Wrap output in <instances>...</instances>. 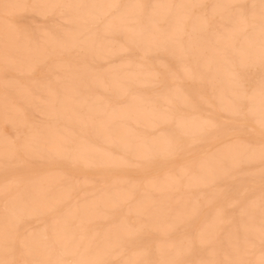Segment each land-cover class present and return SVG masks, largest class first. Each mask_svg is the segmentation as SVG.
<instances>
[{
  "label": "rangeland",
  "instance_id": "1",
  "mask_svg": "<svg viewBox=\"0 0 264 264\" xmlns=\"http://www.w3.org/2000/svg\"><path fill=\"white\" fill-rule=\"evenodd\" d=\"M42 1H43V3L39 2V1H38V3L36 2L38 4V6H37V4L34 3L35 2L34 0H22V1L21 0H9V1L8 0H0V6H1L0 12L2 11V13H3V14L0 13V18L3 17L2 19H0V22H2V23H0V26H1V24H3L1 27L5 26L6 24L8 25V23L10 24V25H8V27H7V25L5 26L7 28L3 27V29H0V111H1V109L3 110V111H1L3 113L0 114V132L5 134L8 130V133H9V134L7 133L6 135H4V139H3V134L1 133V135H0V137H2V140L0 139V141H2V142H0L1 148H2V145H5L6 139L9 140L10 138L14 137V135H17V136H15L13 142H11L13 145H11L10 140H9V142H7V140H6V143H8L9 145L6 144L5 146L7 148L8 147L9 148L7 149L5 146H3V148H2L3 153H1L2 150H0L1 151L0 154L2 155V156L0 155L1 156L0 157V167H1V169H0V188H2L0 190V197H1L0 198V222H1L0 223V227H1L0 231L3 232L4 237L6 236L5 238L1 239L2 232H0V239H1L0 240V246H1L0 247V249H1L0 250V264H34L36 261L37 262L35 264H37V263L42 264L43 262H44L43 264H45V263L50 264L49 262H51V263L55 262V264H68L69 262L71 264H74L75 262H78L81 264V262H82V264H85L84 260H86V257H88L89 255L91 256V258H90V256H89L90 259L87 258L88 259V260H86V262L88 261L87 264L88 263L94 264L95 262H96L95 264H123L122 261L123 262L125 261L124 264H127V262L133 261V260L141 261L142 264H159V263L160 264H201V262H205V261L222 262V261H226V260L241 262V264H258L262 253H264V246H262V244H261V233H260L261 229H262V225H264V168H262L264 166L263 165L264 164V154L262 157L259 158V160L257 159L255 161L252 159V162H254L253 164H249V162H250V160H249L250 156L249 155H251L253 152H256V153L260 152L261 148L260 149H258V148H259V146H261L262 143H264V132L255 128L252 124L253 122L258 123V120L261 118V116L264 117L263 116L264 115V113H263L264 112V109H263L264 108V104H263L264 103V97H263L264 86H262V84L264 83V61H262V59L260 58L261 54L259 53L262 51V47L264 48V42H262V41H264V31H263L264 27L262 28V26H264V24L262 23L264 20L260 19L261 23L258 22V21H260L259 18L260 17L262 18V12H259V11H261L260 10L261 9L260 8V0H238V1L237 0H231V1L227 0V1H229V2H226L227 5H230L231 7H228V8L223 7L224 8L223 9V8H220L217 6V9H218V12H220V15H221V12L224 13V15H222V16H220L219 13H217L216 7L215 8L212 7L214 9V11L212 9H210L208 11V9L211 7L210 6V0H200V1L199 0H187V1L185 0L187 3L184 2L183 0L182 1H180V0H169V1L168 0L167 1L159 0V2L161 1L162 4L159 3L158 0H152V1L151 0H139L140 3L138 0H115V2H118L120 7L116 8V9L115 8L109 9V11L107 12L105 17L104 16L102 17L99 15L98 9L100 7H102L103 5L105 6V4L107 5L109 2H110L109 4H111L114 0L112 2H111V0H109V1L107 0L108 3L104 0H97V1L96 0H92V1L90 0L92 2V4L89 0H86V1L81 0L82 2L78 1V0L77 1L75 0L76 2L74 1L75 4L77 2H81V3L84 2L83 5H88V4L89 5L91 4L93 6L95 5L94 7L93 6L86 7V11L84 10L85 8H77L76 9L75 7H73V8L71 7V9H70L69 7H67L68 5L69 6L72 5V4H70V3H73L72 0H60L61 2L66 1V4H64V5H60L62 3L56 2V0L55 1L48 0V2H46V0H42ZM52 1H53L54 5H53ZM68 1H69V3H68ZM70 1H72V2H70ZM98 1L102 2V3L100 4ZM134 1H138V3L134 2ZM201 1H203V2H201ZM9 2L10 3L23 2L22 4L28 5V7L22 8L20 10L18 9L19 12H16V9H12V10L10 9L11 12L9 11L8 18L6 19L5 15H4V9L2 10L1 8L3 7V4L9 3ZM45 2H46V4H45ZM55 2L57 3V6H55V4H56ZM96 2H98V3H96ZM131 2H132V4H131ZM133 2L136 4H133ZM163 2H164V5H163ZM167 2H170L171 7L167 8V4H166ZM188 2H190V3H188ZM200 2H201V4L198 5V3H200ZM39 3L40 4L42 3V4L39 6ZM63 3H65V2H63ZM67 3H68V5H67ZM81 3L80 4L77 3V4L82 5ZM94 3H96V4H94ZM127 3H129V5ZM175 3L176 4L178 3V7L180 6L179 4H181V3H183V5H182L183 7L184 6H186V7L183 10L182 6H180L178 8L175 5ZM193 3H195V4H193ZM229 3H231V4H229ZM43 4H45V6ZM48 4L51 5V6L49 5L50 8L48 7ZM99 4L102 6H100ZM138 4L146 6V8L145 7H143V8H133L132 7L133 10L131 11V14H130V12H128L129 14L127 12H125V11H130L131 7H126L125 11H123L125 6H127V5L130 6V5H138ZM153 4L155 7L153 6ZM155 4H157V5H155ZM249 4H250V6H249ZM97 5L100 7L98 8ZM123 5H125V6H123ZM61 6H63V7L65 6V7L62 8ZM122 6H123V9L121 10ZM163 6H165V7H163ZM33 7H35V8H33ZM39 7H40V9H39ZM44 7L46 8L45 10L49 9L50 11L47 10L45 13L41 12L40 10L43 11ZM149 7H150V9H148ZM157 7H159L160 13L164 11L163 13H161L163 15V18L156 19L157 16L160 15V13L157 14L159 12L158 10H157V13L155 11L157 9ZM174 7H175V9L176 8L179 9L180 12L182 11V13H180L179 10H175ZM37 8L39 11L37 10ZM58 8H60V9H58ZM151 8H152V10H151ZM154 8H155V10H154ZM166 8H167V10H166ZM66 9L68 11L70 9V11L68 12ZM72 9H74V10L76 9L75 12L73 10V15L71 12ZM87 9H88V11L91 9L89 11L90 13H87L88 12ZM162 9H164V10H162ZM14 10H15V12H14ZM51 10H52V12H51ZM63 10H66V11H63ZM77 10H81V11L84 10V12H81V13H84V15H81L80 11L78 12ZM153 10L155 12H153ZM185 10L189 14V17H188L189 19L183 20L182 17L180 18L178 16L183 14V12H185ZM253 10H254V12H253ZM34 11H37V12H34ZM53 11H55V12H53ZM76 11L79 13V16H77V18L79 17L78 19L74 18L76 16V14H78ZM215 11H216V13H215ZM62 12H64V13L67 12L66 13L67 15L64 14V18L69 16L68 18L71 17L70 20H68L66 22V20L68 18L62 19L63 18ZM116 12H118V13H116ZM151 12H152V14H151ZM209 12H212V13L210 14ZM213 12H214V14H213ZM39 13L42 14V16L39 15ZM148 13H150V15ZM155 13H156V15H155ZM175 13H176V15H175ZM254 13H256V14L254 15ZM259 13H261V16ZM59 14H61L62 16ZM89 14L90 15L92 14L93 16L92 15L91 16L93 18L90 17ZM95 14H96V16H95ZM115 14L116 15L118 14V15L116 16ZM173 14L175 15L176 20H175V18H173V16H174ZM226 14H227V16H226ZM80 15L85 16V17L81 18L83 21H79V19L81 17ZM86 15L88 18L90 17L91 19H88L86 17ZM134 15H135V18H133ZM144 15H145V17H144ZM111 16L112 17L115 16L114 17L115 20ZM126 16H128V17H126ZM147 16H149V18L151 17L150 20L154 19V21L156 22V25H157V31L158 32H156L155 30L154 31L151 30L150 27H151L152 23H154V22H151L149 19H146V18H148ZM229 16L231 17L232 20L229 19L230 18ZM124 17H126L127 20ZM192 17H193V19H192ZM236 17L240 18L239 21H237L238 19H236ZM254 17H256V18H254ZM111 18H112L111 21L113 23V26L111 24V21H110L111 26H109V24H106L107 22H109L108 19L110 20ZM116 18H118V19H116ZM128 18L129 19L133 18L135 20L132 19L131 21H129ZM194 18L202 20V21L196 20ZM3 19H6V20L3 21ZM119 19H120V22H123V23H118V21H116ZM145 19L147 21H145ZM190 19H192V20H190ZM62 20H64V21H62ZM73 20L76 22V23L74 22L75 24L73 23ZM113 20H114V22H113ZM172 20H174V21L180 20V21L176 22L175 24H172V22L174 23V21H172ZM193 20L194 21L196 20V22H194L195 25L190 22V21L193 22ZM77 21H79L80 23H77ZM94 21L96 23H94ZM124 21H126L127 23ZM128 21H129V23H128ZM148 21H149V23H148ZM70 22H72L71 23L73 25L72 28H71ZM83 22H86L85 25ZM104 22H105V24H103ZM239 22H243V23H239ZM82 23H83V25H81ZM150 23H151V25H150ZM197 23H199V24H197ZM68 24L70 25V27L68 26ZM76 24H78V25H76ZM86 24L88 26H86ZM92 24H93V26H91ZM115 24H117V25H115ZM147 24H149V25H147ZM255 24H256V27H255ZM75 25L77 27L79 26L80 28L78 29ZM101 25H108V26L101 27ZM121 25H122V27H121ZM173 25H176L177 27H179V25H180L181 28H183L182 37H180L177 41L175 38H173L174 40L171 39L172 41L169 40V42L167 39H161V38H159V40L157 39V37H159V34L170 32V29L172 28ZM191 25H192V28H190ZM196 25L197 26L200 25V26L196 27ZM201 25H203V26H201ZM74 26L76 27V29ZM123 26H125V27L123 28ZM148 26H150V27H148ZM193 26L196 28H194ZM227 26L230 27L231 29H229ZM259 26H261V27H259ZM67 27H68V29L71 28V30L69 29L70 30L69 32H67L65 30ZM83 27H85V28H83ZM116 27H117V29H116ZM133 27H135V30L132 29ZM162 27H164V28H162ZM8 28L10 29V31L7 30ZM93 28H95V30H97V31H95ZM100 28H101V30L103 28L105 30L101 31ZM121 28H123V29H121ZM126 28L128 29V31H126L127 30ZM80 29L82 32L84 31V29L85 30L87 29V30L84 31V33H81ZM90 29H91V31H90L91 33L88 31ZM119 29H121V30H119ZM148 29H149V31H148ZM197 29H199V31ZM222 29H224L227 33L229 30H231V31H229L230 35L228 33L229 38L227 36V33L224 30L222 31ZM143 30H144V32H143ZM232 30H233V34H231ZM237 30H238V32H237ZM258 30L261 31L262 34L260 32H258ZM4 31L9 32L10 35H7V36H8V39L10 38L9 39L10 42L14 43L15 40L17 42H19V40L21 39V42L16 44L17 47L15 46L16 42L14 43V45L9 43V45H12V46H8V44H7L8 41H7V39H5V37L7 38V36H4L6 34V33H4ZM64 31H66V32L64 33ZM72 31H75V32H72ZM76 31H77V33H76ZM100 31H101V33H100ZM135 31L138 33H135ZM151 31H153V32H151ZM192 31H193V33H191ZM234 31H235V33H234ZM70 32L72 33V35H69ZM102 32L106 36L105 38H104V35ZM87 33H89V34L87 35ZM211 33L212 34L217 33V35L218 34L219 35L216 36L214 34V36H213V35H211ZM221 33H222V35L220 36ZM241 33H242V35H241ZM46 34H48L51 37H49L48 35L46 36ZM62 34H63V36L66 34L69 37L64 36L65 37V39H64ZM73 34H75V35H73ZM76 34H79V36H81V37H83L85 34L87 36H84L83 37L84 39H82L81 37L79 38L78 35L76 36ZM99 34H101L102 37H100ZM146 34L147 35L149 34V35L147 36ZM156 34H158V35L155 36ZM113 35L116 37H114ZM122 35H124L123 38H122ZM150 35L152 37H154V36L155 37L152 38ZM204 35H205V37H204ZM209 35H210V38H209ZM223 35H224V38H223ZM257 35H258V39H257ZM259 35H260V37H259ZM1 36H4V38ZM10 36H12V38ZM143 36L144 37L146 36L148 39L146 37L141 38ZM189 36H190V38H189ZM44 37H45V40H44ZM98 37H100L101 39L100 38L98 39ZM109 37L112 40H110ZM194 37L197 39H195ZM202 37L205 40H203ZM246 37L249 39V41L247 39L248 42H246ZM13 38H14V40L11 41V39H13ZM46 38H48L49 40L51 38H53L54 40H56V43L54 42L53 44H57V45L53 46L52 42L54 40L51 39V41H52L51 42V41L46 40ZM62 38L64 39V42L66 41L65 45L63 42H61L63 40ZM96 38L98 39L97 40L98 42L94 41V39H96ZM102 38L104 40L106 38L107 39L104 41ZM149 38H150V40H149ZM198 38H202V40L200 39L201 42ZM220 38H223V39H220ZM58 39H59L58 43H61L60 44L61 47L57 43ZM91 39H92V41H90ZM153 39H155L154 43H153ZM187 39L189 42H192V43H190L192 48L190 47L189 42H188L189 45H187ZM227 39H229V40H227ZM261 39H262V41H261ZM67 40L71 41V42H69V41L68 42L70 44L73 43V45H70L67 42ZM72 40H75L74 41L75 43ZM76 40L78 42L80 40V43H78ZM120 40H122V41H120ZM161 40H162V42H161ZM194 40L197 42H195ZM208 40L210 42H208ZM214 40H218V41L216 42ZM3 41H5V42H3ZM23 41L26 42L27 44H25V43L23 44ZM93 41H94V43L95 42L96 43L94 44ZM109 41L111 42V44ZM238 41H240V42H238ZM242 41H244V42H242ZM102 42H106V43H104L105 46L102 45L103 48L100 46L101 45L100 43H102ZM136 42H137V44H134ZM151 42H152L153 46L151 45ZM226 42H228V43H226ZM81 43H83V44H81ZM171 43H174V45H176V46H173V44L171 45ZM233 43H234V45H233ZM255 43L258 46H256ZM5 44H7V46H5ZM19 44H22V46H20V48L22 47V49H23V46H24L25 50L18 51L17 48L19 47ZM78 44L79 45L81 44L82 46L81 45L78 46ZM142 44H143V46H142ZM155 44H156V46H155ZM178 44H179V47H178ZM225 44H227V45H225ZM242 44H244V45H242ZM169 45H170V47H169ZM217 45H219V47ZM27 46H28V48L26 51L25 47H27ZM62 46H64V47L66 46L65 47L66 49H64ZM75 46H77L78 48L76 49ZM90 46H92L93 48ZM110 46H112V47H110ZM137 46H140L141 48L137 47ZM154 46H155V48H154ZM195 46L196 47L198 46L199 48H196ZM222 46H223V48H225L227 50L225 51V49H222ZM5 47L8 50H9V48H11V50H15V52H17V51L18 52H17V54H14V51L12 52L11 50H9L12 52L11 53L8 50H6V51H8L7 56H6ZM69 47H71V49L75 50V51L72 52V50L69 49ZM104 47L107 48V50L105 52L103 51L105 49ZM114 47L117 49L115 50ZM181 47H183V48L181 49ZM208 47H210V48H208ZM256 47H258V48H256ZM54 48H56V51L54 50ZM90 48L95 49V50H91ZM97 48L100 49L101 51H99ZM168 48L171 52H167V51H169ZM178 48L180 50H178ZM184 48H187V49H184ZM231 48H233L232 51H231ZM96 49H97V51H99V53L96 51ZM108 49H110V50H108ZM111 49H113V50H111ZM120 49L121 50L123 49V51H120ZM196 49L198 50L197 53H196V51H197ZM211 49H213L214 51ZM41 50L43 51V53ZM69 50L72 53L69 52ZM78 50H79V53L77 54ZM155 50H156V52H155ZM187 50H190V53H188L189 51H187ZM222 50H224V51H222ZM239 50H241V51H239ZM244 50L245 51L247 50V52H244ZM252 50L255 52L254 57H251L254 55V52ZM22 51H25V52H23V54H24L23 56H22ZM89 51H91V52H89ZM94 51L98 54V56ZM102 51L104 54V55L103 54L102 55H103V57L105 56L106 59L105 58L102 59L100 57V56H102V55H100L102 53ZM107 51L108 52L110 51L109 54ZM180 51L184 53L183 57H185V59L183 57H181ZM193 51H195V52H193ZM202 51H204L203 52L204 54L202 53ZM211 51L213 53L212 55H215V56L211 55ZM234 51H237V53ZM112 52H115V55ZM143 52H145V54ZM239 52L243 56H241V54H238ZM82 53H83V55L85 54V56H83ZM89 53H90V55H89ZM171 53H173V56ZM176 53H177V55H176ZM178 53H180V55ZM216 53L217 54L219 53V54L216 56ZM246 53H247V55H246ZM248 53H250V54H248ZM8 54L9 55L14 54L15 57H13L11 55L8 56ZM19 54H21V56H19ZM71 54L72 55L74 54L73 56H77V57H71L72 56ZM168 54H170V56ZM196 54H197V56H195ZM229 54H231V55H229ZM234 54H237V55H234ZM27 55H31L32 60H34L37 56H38L37 58H39V59L42 56H44V57H42L40 59L42 61H40L36 58L37 60H34V62H33L29 56H28L29 58L27 57ZM40 55H41V57H40ZM232 55H233V57H231ZM3 56L5 58L8 57L9 61L14 60L13 62H11L14 65L10 64L9 61L7 63H5L8 65H5L4 62H6L8 59L6 58V61H5L4 60L5 58ZM24 56H26L25 62H28V60L30 61V63L28 62L29 66L28 65L26 66V64L23 63L24 62ZM92 56H93V58H92ZM239 56L242 57L243 59H245V61H243V59L240 58ZM244 56H246V57H244ZM10 57L11 58L13 57L14 59H11ZM94 57H95V59H94ZM251 58H253V59H251ZM51 59L53 61V64H50V63H52ZM55 59H56V61H54ZM70 59L71 60L73 59L72 61L74 63H77V64L74 65V63L71 62ZM257 59H258V61H256ZM89 60H91V62L92 61L93 62L90 63ZM95 60H96V62H95ZM177 60H179V61H177ZM204 60H206V61H204ZM225 60H227L229 62H225ZM251 60H253V61H251ZM31 61L33 62V64L31 63ZM60 61H62L61 64H60ZM67 61H68V63L69 62H71V63H69V64L65 63ZM87 61H88V63H87ZM100 61H101V63H100ZM254 61H255V63H254ZM40 62H42V63H40ZM83 62H84V64H81ZM58 63L60 65H57ZM62 63H63V65H62ZM95 63H96V65H94ZM121 63H123V65ZM217 63H219V64H217ZM231 63H232V65H231ZM243 63H244V65H243ZM108 64H109L110 69L111 68L112 69L115 68V69L110 70L107 67ZM138 64H139V66H138ZM216 64L218 66L219 65L220 66L218 67ZM240 64H241V66H240ZM50 65H51V67L52 66L53 67L48 68ZM78 65H79V67H78ZM86 65H88V66H86ZM99 65H100V67H99ZM110 65L111 66L113 65V67H111ZM125 65H126V67H125ZM66 66H67V68H66ZM83 66H85V68ZM95 66L97 67V69L93 70ZM105 66L107 68H105ZM216 66L219 69H217ZM72 67H74V68H72ZM102 67H104V69H106V71L107 70H109V71L106 72L105 70H103ZM226 67H228V68H226ZM56 68H57V70H56ZM220 68H222L223 70H220ZM86 69H88L89 72L88 71L86 72ZM124 69L126 70L127 75L125 72L123 73ZM48 70H54L53 73L57 74L56 76L54 75L56 78L53 76L52 71H48ZM78 70H79V72H78ZM101 70L104 74H102ZM115 70L118 71V74L115 72ZM98 71H100V72H98ZM85 72H86V74H85ZM90 72L94 76H92ZM109 72L112 75L114 74V75H119V76L113 75V78H112V75H111V77L109 76L110 75ZM119 72H121L120 73L121 75L119 74ZM224 72H227L228 74L226 73L227 75H225ZM77 73H78V75H77ZM64 74H66V75H64ZM105 74H107V75L105 76ZM62 75H64L65 77L64 76L62 77ZM75 75L77 77L74 79ZM82 75H83V77H82ZM125 75H126V78H124ZM230 75H232V76H230ZM84 76H85V78H84ZM128 76H129V78H128ZM130 76L133 79H131ZM133 76H135L136 78ZM172 76H174V77H172ZM198 76H199V78H198ZM226 76L228 78L230 76V78L228 79V78H226ZM93 77H95L97 79L96 85H95V81H94L95 78L93 79ZM116 77H117V79H116ZM61 78L62 79L64 78V80H62ZM91 78H92V80H91ZM143 78L146 79V80L144 79V82H143ZM65 79L66 80L69 79L68 80L69 85H65L67 82V81H65ZM111 79L113 82L111 81ZM231 79H233V80H231ZM260 79H261V81H260ZM98 80H99V82H100V80H101V82L103 80V83H98ZM78 81H79L80 86L78 85ZM88 81H89V84H88ZM114 81L115 82L117 81V82L115 83ZM134 81H136V82H134ZM221 81L223 83H221ZM6 82H8V84L5 87ZM34 82H40L39 84L41 87L37 83V85L39 87L35 86V88H33V90H31L32 86L34 87V85H36V83H34ZM47 82H50L49 83L50 85L48 84V91L50 90L48 92V94H47V91L45 89H44L45 93H43V90H41V89L45 88L44 86H46L45 84ZM74 82H76V83H74ZM121 82H122V84H121ZM9 83L11 85H9ZM30 83H32V84H30ZM29 84L32 86H28ZM63 84H64V87H63ZM82 84H83V86L84 85L85 86L84 87L81 86ZM87 84H88V86H87ZM98 84H99V86H98ZM116 86H117V89H115ZM28 87L30 89H28ZM51 87L54 91L53 90L51 91ZM62 87H63V89H62ZM124 87H125V91L122 90V89H124ZM227 87L232 92L229 89H227ZM70 88L72 89V92H71ZM19 89H20V91L23 90V92H27V94H26L27 96L22 95L20 93ZM24 89H26V90H24ZM172 89L174 90V92L171 91ZM219 89H221V90H219ZM28 90H31V91H28ZM65 90H67V92ZM256 90H258V92H257L258 94L256 93ZM69 91L71 93H73L72 95H73L74 101H73L72 95ZM52 92H54V93H52ZM64 92H66V94ZM68 92H69V95L71 96V98L69 95H67ZM220 92L222 95L220 94ZM233 92H234V94H233ZM238 92L240 93V95ZM16 93H17V95H16ZM42 93L44 95L47 94L46 96L51 95L50 96L51 99H53L52 98V96H53L54 97L53 101H51V99L48 98L50 100L49 101L46 97V101L47 100L48 101L46 103H44L43 101L45 99H41ZM49 93H52V94H49ZM254 93H256V94L254 95ZM18 94H20V95H18ZM210 94H213V95H210ZM44 95H43V98H45ZM80 95L82 97L84 96L83 101L86 99L85 103L84 102L82 103V99H80ZM156 95H158V96L154 97ZM162 95H164V96L169 95L170 99L166 96L163 97ZM178 95H180V96H178ZM252 95H254L253 97H256L255 98L256 100L253 99ZM17 96H20V97L18 98ZM23 96H25V98H24L25 100L23 99ZM40 96H41V98H39ZM57 96L60 99H61V97H63L62 100L64 102H65V100H68L70 103L67 102V104L68 103L72 104V106L69 104H68V106H66L67 105L66 102L64 103L63 101H62V104H65V105H62L61 102L59 101L60 99H57ZM64 96H66L67 98L65 99ZM173 96H175V97H173ZM36 98L38 100L41 99L42 100L41 102L44 103V106H42L43 104L41 102H40V104H42V105H40ZM92 98L96 99V100H94L93 103L91 102V101H93ZM135 99L137 101H135V103L132 104L131 103L132 100L134 101ZM167 99H169L170 101L169 100L167 101ZM35 100L38 103H35ZM88 100L90 103L88 102ZM144 101H148V102L145 103ZM153 101H155V102H153ZM75 102H77V103L79 102L80 105L81 104H84V105H81L83 107L79 106V104H77V103H76V105H74ZM95 102L97 104H95ZM256 102H257V104H256ZM33 103H35V104H33ZM129 103H131V104H129ZM5 104L8 105L6 107L8 109L5 108L7 110L6 113H5L6 110H4V108H2L4 106H6ZM90 104H92V105L94 104L95 106H97V107H95V108H97V110L95 108L93 109V114L95 113V115L92 114V111H91L92 105H90ZM141 104H142V106H141ZM184 104L186 106H184ZM39 105L42 106L43 108L40 107ZM50 105L52 107V108L50 107L51 108L50 111H53L52 113L49 112L50 108L48 106H50ZM102 105L104 108H102ZM232 105L235 107H232ZM251 105H254V108ZM36 106H38L39 108ZM88 106H90V107H88ZM134 106H136V108H134L135 111L133 113V107ZM55 107H57V108L62 107V108H58V111H57V108H55ZM124 107L125 108L128 107L125 110H128L129 107H131V109H129L131 111H129V110L127 111V115H129V116H126V111L124 110ZM9 108L10 109L12 108V109L9 110ZM119 108H121L122 112L120 110H118ZM146 108H147V110H146ZM14 109H16V111L18 110L17 116L20 114L22 117H20V116L19 117L22 119H18L17 116H15V118L14 117L10 118V119L14 118L13 120L9 119V117H11L12 115L13 116L16 115L15 114L16 112L14 111ZM43 109H44V111L47 110L48 113H47V111L44 113L42 111ZM72 109H74V115L73 116H72V111H73ZM98 109H100V111ZM261 109L263 112L260 111ZM12 110L15 113H12L11 112ZM84 110H85V112H87V111L91 112V114L89 115V113L87 112L88 114L85 113L86 114L85 115ZM94 110H96V112ZM112 110L114 112H112ZM116 110H118L119 112ZM141 110H143V111L141 112ZM38 111L43 112L44 115H42V113L40 114ZM56 111H57V113L55 116ZM123 111H125V113ZM234 111H235V113H234ZM236 111H238V112H236ZM231 112L235 115H232ZM49 113H51V114H49ZM61 113L63 115H61ZM119 113L121 116L125 114L124 117L123 116L121 117L119 115ZM45 114H48L49 116L45 115ZM70 114H71V117L69 118L68 116ZM79 114H82V116L80 115L81 117H79ZM116 114H117V116H116ZM152 114L154 116H152ZM260 114H263V115H260ZM51 115H52V117H51ZM64 115H66L69 119L65 118L66 116L63 117ZM75 115H77V116H75ZM99 115H101V116H99ZM102 115H104V117H102ZM106 115H107V117H106ZM138 115L140 117H138ZM160 115L162 118L160 117ZM258 115H260V116H258ZM143 116H145V117H143ZM196 116H197V118H196ZM75 117L78 119L80 118V119L76 120ZM99 117H101L100 118L101 123L99 122V123L95 124L96 119L99 121ZM163 117H166V118L164 119ZM64 118H65V120H64ZM111 118H112V120L114 119V123H112ZM81 119L82 120L84 119V120L82 121ZM88 119L92 120V122H89ZM101 119H102V121H101ZM160 119H162L163 122ZM189 119L190 120L193 119V120L190 121ZM263 119L264 118L259 120V123ZM4 120L5 121L7 120L5 123H9V120H10V125L9 124L5 125ZM85 120H87V121H85ZM187 120H189L190 122ZM206 120L208 121V123H210L209 125H206V124H208ZM254 120H256L257 122ZM13 121H14V124H13ZM20 121H24V122H20ZM77 121H79L80 123ZM93 121H94V125L92 124ZM148 121H149V123H148ZM201 121H202V123H201ZM104 122H107V124L109 123L110 125H112V127L110 125H107ZM199 122L201 123L200 125H199ZM11 123L13 125H16V126L12 127L13 125L11 126ZM25 123H26V125H25ZM81 123H83V125H81ZM150 123L152 126L151 125L149 126ZM190 123H191V126H189ZM84 124H85V127H83ZM91 124L94 126L93 128H92ZM99 124L102 125V126L100 125L101 127H103V125L105 127V128L103 127L104 128L103 130L101 129L102 131L100 130L101 127L98 126L99 129L97 127V125H99ZM179 124H180V126H179ZM182 124H183V127H182ZM193 124H194V126L195 125L196 126L194 127ZM115 125L119 126V128L117 127L119 130L122 128L121 132L119 130H118V132H116L117 130L115 128L116 127ZM41 126H43V127H41ZM46 126H49L51 128V130L53 129L52 132H51V130H49V127H47L48 128L47 131H44L43 129H47ZM120 126H123L124 129H123V127H120ZM147 126H149V127L147 128ZM8 127H10V128L8 129ZM28 127L31 128L32 131ZM108 127H111L112 129H110ZM193 127L195 129L194 132H193ZM200 127H201V129H199ZM68 128H70V129H68ZM96 128H97V130L101 131L100 136L98 135L99 131L96 135V132H97ZM150 128H151V130H150ZM39 129L42 130L43 133ZM55 129H56V131H55ZM91 129H93L95 131H93ZM38 130H39V132H38ZM113 130H115L116 134L120 132L118 134L119 137L117 135L118 138L116 137V134H115V132H113ZM124 130H125V132H123ZM231 130H232V132H231ZM92 131H93V136H92ZM104 131H106V133L108 135L112 136L111 137L112 142L110 140H106V142H103V139L101 138V133ZM111 131H112V133H111ZM127 131H128V133H127ZM34 132L36 133L35 135H34ZM45 132H48L47 134H49L50 137H49V135H46ZM55 132L60 133L61 138H60V135L58 134L59 136H57L55 134ZM40 133H42V134H40ZM133 133H134V135H133ZM114 134H115L114 137H116V139L113 137ZM120 134H122V135H120ZM28 135H29V137H28ZM30 135H31V137H30ZM36 135H38L37 138H36ZM40 135L41 136L44 135L43 138L45 137L44 139H47V140H43ZM52 135H56V136L53 137ZM158 135H159V137H158ZM34 136H35V138H34ZM82 136L84 137V139H86L85 141H84V139L81 138ZM5 137H6V139H5ZM32 137L34 138L35 141L37 139H39L36 141L37 144L34 142ZM76 137H77V140L75 139ZM97 137H99V139ZM121 137H123V138L121 139ZM26 138H27V140H26ZM53 138H54V141L56 140L55 141L56 143H58L57 138H59L58 139L59 142L63 139V142L61 141V143H58L56 145V147H53V146H55L54 144H56V143L51 144L50 139L53 141ZM91 138H92V140H91ZM126 138H128V139L126 140ZM156 138L158 140H160V142L162 140L163 141L160 143L157 140L158 141V144H157V141L155 142ZM236 138H237V140H236ZM22 139H24V140H22ZM80 139L84 142L81 141V143H80ZM117 139H120V141ZM122 140H123V142H122ZM153 140H154V142H153ZM230 140H232V141H230ZM18 141H20V142H18ZM23 141H24V143H23ZM39 141H42V142L44 141V144L40 143L41 146H43L42 149H41L40 144H38ZM77 141L79 142L80 146L78 145ZM117 141H119V142L117 143ZM228 141H230V143ZM21 142L23 143V145L20 144ZM26 142H27V144H30V145H32V143L33 144L35 143L34 145H32V146H34L33 150L34 151L36 150L35 153H34V151L30 150L31 151L30 155H28L29 150L28 151L22 150V146H24V144ZM85 142H86V144H85ZM125 142H127V143L129 142V143L127 144ZM227 142L229 143L228 146H227ZM232 142H233V145H235V147H238L240 150L243 149V151L241 150L242 152H244L245 148H246L245 150L246 151L249 150V152L247 153L245 151L246 154H244L240 150H238V148H234V147H233L234 149L231 148L233 146ZM46 143H48L47 146H46ZM74 143H76V144H74ZM89 143L91 146H92L91 143H93V146L97 145V149L99 150V152L96 150V147L94 149V147L93 146L91 147L89 145ZM121 143L124 145H122ZM50 144L52 147L49 146ZM59 144H60L61 150L59 149V147L57 149V146ZM61 144H62V146H61ZM150 144H152V147ZM160 144L161 145L166 144L165 150H167L169 152V154H165V153H163V151L158 150V145H160ZM222 144H225L223 146L224 147L226 146L225 148L228 149V151L227 150L226 151L229 154H232L231 152H234L233 155H231V157L229 156V154L225 153L226 151L224 150L225 148L223 146H222L223 147V149H222V147L220 146ZM20 145H22V146H20ZM77 145L79 148L76 147ZM86 145L90 146L91 149L89 147H85ZM243 145L245 146V148L243 147ZM257 145H259V146H257ZM63 146L66 148V149L63 148L65 150L62 149ZM70 146H71V148H70ZM82 146L85 148H83ZM99 146H100V148H99ZM217 146H218V148H217ZM247 146L249 147V149H247ZM254 146H256V148ZM46 147L48 148V150L51 147L53 149V150L51 149L52 152H51V150L48 151ZM80 147H82L81 151H80ZM134 147H135V149H134ZM37 148H38V150H37ZM54 149H57V150H54ZM86 149H87V151H85ZM88 149H89V151L90 150L92 151V152L90 151V153H92V156H90ZM141 149H142V151H141ZM229 149L232 151L230 152ZM256 149H258L259 151L258 150L255 151ZM58 150L60 152H62V150H63V152L59 153ZM67 150H69V151L66 152ZM75 150H79L80 152L79 151L75 152ZM93 150H96L98 152L97 153L95 151L96 155L98 154V156H101L100 153H102V151H103V153L105 152L106 157L103 153L102 154L107 159V162L105 161L104 157H102L103 155L101 157H99V159L101 158L100 160L97 159L98 157L96 155H94L95 152ZM214 150H216L215 151L216 153L213 152ZM82 151H85L87 156H85V152L82 153ZM223 151H224L225 155L224 154L222 155ZM251 151H252V153H251ZM47 152H48V154L46 155ZM56 152L59 153V154L57 153V156H56ZM144 152H145V154H144ZM238 152H240V153H238ZM37 153H38V155H37ZM40 153L41 154L43 153V154L40 155ZM52 153H54L55 156H53ZM73 153H74L75 157H74V155H72ZM78 153H80V155ZM214 153L216 156L218 153H220V155H218L219 156L218 159L216 156L214 157L212 155ZM34 154H36V155H34ZM50 154H52V155L50 156ZM60 154H61V156H60ZM62 154H64V156ZM76 154L78 156H81V157L77 158ZM107 155H108V158H107ZM134 155H136V156H134ZM207 155H209L210 157L212 156L213 159L215 158L214 159L215 164L213 163V159H211L212 157L209 158V156H207ZM238 155H239V157H238ZM247 155H248V157H247ZM36 156L41 157V158H39V160H38V157H36ZM43 156H45V157H43ZM88 156H90V158H89L90 160L88 159ZM141 156H144V157H141ZM54 157H56V158H54ZM203 157H205V159H203ZM223 157H225L224 158L225 160H222L221 162H219L221 159H223ZM71 158H73V160ZM81 158H83V160L86 159V161L84 160L85 164ZM206 158H207V160H206ZM239 158H241L243 161H241ZM77 159H79V160H77ZM201 159H202V162H201ZM226 159H227V161H226ZM229 159L231 160L230 163H229ZM246 159L249 162L246 161ZM87 160L91 161V163L90 162L89 163L91 165L93 163V165L89 166L90 164L86 163ZM101 160H102V163H101ZM199 160H200L199 163H201V165L203 164V166L205 165V160H206V162H207V164L205 165L206 168L211 165L210 161H212V165H211L212 167H209L206 171L208 173L210 171H212L210 173H211V175H213V178L210 175V173L209 174L206 172H203L204 174L202 173V170H200V168L197 166V164L200 165L198 163ZM216 160H218V161H216ZM233 160H234V162H233ZM47 161H48V163H47ZM103 161H105L106 164ZM42 162H45V163H42ZM99 162H100V164H99ZM221 163H223L222 167H221V165H219ZM214 166H215V168H213ZM217 168H221V169L223 168L222 169V171L224 170L223 175H221L222 174L221 169H217ZM229 169H230L231 173H227L229 171ZM218 171H220V172L218 173ZM224 173H225V176H224ZM63 174H65V175H63ZM43 175H46V176L48 175V176L45 178ZM59 175H61V178ZM52 176L53 177L55 176L54 179L52 178ZM56 176L59 177L58 178L59 180H57ZM196 176H197V178H196ZM200 176H202L204 178H202ZM164 177H166V178H164ZM172 177H174V179ZM40 178L42 179V181L41 180L38 181ZM43 178H44V181H43ZM48 178H50V179H48ZM89 178H91L90 179L91 181L89 180V182H88ZM45 179H46V181H45ZM152 179H154V182ZM162 179H163V181H162ZM208 179H210V180H208ZM52 180H53V185L51 183ZM149 180H151L152 184L148 182ZM158 180H159V182L161 181L162 184L159 183ZM168 180H170V182H168ZM198 180L200 181V183L198 182ZM203 180H204V182H203ZM37 181H38V183H36ZM76 181H77V183H76ZM68 182L70 183L69 185L67 184ZM46 183H48V184L46 185ZM50 183H51V185H49ZM65 183L67 184L66 185L67 187L65 186L66 188H68V187L69 188L71 187V188L67 189V190H66V188L63 189L62 187ZM82 183L83 184L86 183V184L82 185ZM147 183H148V185H147ZM36 184H38L41 188L42 187L44 188L46 186L48 187V185H49V187L48 188L46 187L44 189L43 188L41 189L39 187L41 189V190H39L36 187V186H38ZM59 184H60V186H59ZM72 184L73 185L76 184L75 189L73 188ZM150 184L153 186H151ZM159 184H160V186H159ZM168 184H170L171 186ZM32 185H34L33 187H36V191L35 192L33 191V194L31 193L32 191H30L31 189H29V188H32ZM161 186H162V189H159V188H161ZM56 187H57L58 191L55 190ZM49 188H50V190H49ZM59 188H61V189H59ZM37 189H38V191H37ZM53 189H54V192H56V193L58 192V193L53 194L54 193ZM73 189H74V191H73ZM103 189H104V191H103ZM158 189L160 191H158ZM22 190H24L23 194L21 193ZM32 190H33V188H32ZM132 190H133V193H132ZM59 191H62V192H59ZM63 191H66V193ZM102 191H103V193H102ZM111 191L114 193H111ZM37 192H38V194H37ZM39 192H40V194H39ZM44 192H45V194H44ZM104 192H106V193H104ZM41 193H43V194H41ZM47 193H48V195L50 194V196H48ZM59 193H63V194L65 193V195H63V194L59 195ZM68 193H71V195H69ZM122 193L124 196L122 195ZM128 193H129V196L132 193L130 197H128ZM90 194L96 196L97 198L94 199V196H91ZM102 194H104V195H102ZM28 195L29 196L31 195L30 198ZM40 195H41V197H43V199H45L47 201V206L45 205L46 204L45 200H44L45 202L43 201V203H45V204L42 203L43 206L41 205L40 201L42 198L40 197ZM44 195H46V196H44ZM53 195H54L53 198H55V199L51 201ZM56 195H58V196H56ZM62 195L63 196L68 195V197L65 199V201H67V202L63 201L64 199L61 198ZM83 195H84V197H83ZM97 195H99V198L101 201H97V200H99ZM116 195H117V197H116ZM119 195H121L122 197ZM23 196L25 198L27 197L26 201L24 200L25 198ZM47 196H48V198H47ZM100 196H102V197H100ZM104 197H107V199L105 198L106 201H104ZM10 198H11V200H10ZM16 198L18 199L16 201L17 203L15 202ZM32 198H35V199H32ZM57 198L60 200H58ZM79 198L81 199V202H80ZM89 198H90V200L93 198L94 199L93 201L94 202L96 201V203H95L96 205H93L94 202H92V200H91V205H89L90 204ZM102 198H103V202H102ZM120 198H121V200H120ZM141 198H143L145 201L148 198L150 200L148 199L147 202H145ZM21 199H22V201H21ZM29 199H30V201L32 200V204L29 201ZM39 199H40V201L37 202L36 200H39ZM27 200L29 203H27ZM49 200H50V202H49ZM107 200L110 201L112 204L109 203ZM19 201H21V204ZM33 201L34 202L36 201L37 203L35 202L36 203L35 204ZM73 201H75L74 204H73ZM83 201L84 202L89 201V202L84 203ZM148 201H150L151 203ZM22 202H24V203H22ZM97 202H98V204H97ZM25 203H27V204H25ZM71 203L75 209L72 208ZM82 203L86 204L87 206L89 205L90 208L86 206L85 207L86 209H84L85 205L83 206ZM146 203H148V204H146ZM14 204H16L15 207H14ZM23 204H25V206ZM29 204H31V206ZM48 204H51V205H48ZM69 204L71 205V208H70ZM104 204L107 206H105ZM9 206H11V209H14L15 211L17 210V213L16 212H15V214L11 213ZM32 206L34 208H32ZM37 206H38V208H37ZM44 206L46 208H49V209L44 211L46 209ZM82 206H83V208H82ZM5 207H8V208H5ZM21 207L24 208L25 210L24 209L21 210ZM26 207H29L28 208L29 210H27V212H26ZM42 207H44V209H43L44 212L42 211ZM39 208H41V209H39ZM66 208L69 210H67ZM141 208L145 212L142 211ZM36 209L41 210L43 212V214L39 210H37V212H36ZM70 209H73L74 211H72ZM91 209H93V210H91ZM147 209H148V211L152 210L150 212L152 214L153 213L156 214L155 215L156 217H153L154 215L150 214V212H148ZM5 210H7V211L5 212ZM48 210L50 213L48 212ZM66 210H67V212H66ZM75 210H77V211H75ZM81 210H83V211H81ZM84 210H87V211H84ZM96 210H97V212H96ZM137 210L139 213L137 212ZM140 210L142 211V213L140 212ZM69 211H71V212H69ZM93 211H95L94 215L91 214V216H89V217L85 216V213L89 212L88 214L90 215V212L93 213ZM4 212H5V214H4ZM23 212H24V214H23ZM33 212L35 214L37 213L38 215L37 214L34 215ZM62 212H64L65 214H62ZM72 212H74V213H72ZM18 213H20V215ZM66 213L67 214L69 213L68 214L69 217L67 216L68 218L66 217ZM95 213H97V214H95ZM147 213H149V215ZM30 214L32 215L33 218L30 216ZM59 214L61 215L60 217H62V215H65L66 219L63 218L64 217L63 216L62 220H64V221L60 220ZM72 214H73V216H72ZM137 214H139V215L137 216ZM25 215H26V218H25ZM97 215H99V216L97 217ZM140 215H142V216H140ZM146 215L148 216V218L151 217V219L150 218L145 219V217L147 218ZM12 216L14 219L11 218ZM54 216H56V217H54ZM57 216H58L59 225L61 224L60 229H59V225L57 222ZM3 217H5V219ZM82 217H85V219ZM19 218H21V219H19ZM50 218L52 221L50 220ZM53 218H55L56 221ZM91 218H93V219L91 220ZM2 219H3V223H2ZM6 219H8V220L10 219V221H7ZM77 219L78 220L81 219L82 221L79 220L80 221L79 222V221H77ZM88 219H89V222L87 223ZM153 219L157 222V223L155 222L156 225L153 224L154 223V222H152ZM208 219H209V221L205 222V220H208ZM36 220H40V221H36ZM213 220H215L216 223ZM61 221H62V223H61ZM146 222H148L147 227H146ZM210 222H211V224H210ZM250 222L253 225H251ZM43 223H45L46 226H44ZM63 223H64V225H63ZM166 223H168V225H169L168 229L165 228L166 226H164V225H167ZM202 223H204V224L202 225ZM39 224H40V226H39ZM55 224H56V227L58 226L57 228H55ZM160 224L163 225L162 228L163 229L165 228L164 230H162V228H160V230H159L158 227H161ZM171 224L173 226H175V228ZM182 224H184V225H182ZM209 224H210V226H209ZM9 225H10V227L11 226L12 227L8 229ZM50 225L52 227H54V230ZM254 225L257 229L254 227ZM178 226H180V227L177 228ZM212 226H214V227L212 228ZM64 227H66V228H64ZM113 227H115V228H113ZM2 228H3V230H2ZM4 228H7V229L4 230ZM105 228H108V229L104 230ZM119 228H120V230H119ZM172 228L174 230H171ZM58 230L61 232L57 233ZM103 230H104V232H103ZM116 230H118L119 233H118V231L116 232ZM122 230H124V232H122ZM151 230L153 232H151ZM4 231H6V234ZM7 231H9V232H7ZM30 231H31V233H29ZM35 231H37V234ZM49 231H51V232L53 231V232H55L54 234H57V235H59V233H60V235H63V234H65V235L61 236V238H60L59 236H54L53 232L51 234ZM62 231H64V232L62 233ZM125 231H127L129 233L127 234V232H125ZM154 231H156V233ZM212 231H214V232H212ZM256 231H259V232H257V234H256ZM69 233L70 234L73 233V235L70 236ZM96 233H97V237L95 236ZM115 233H117V234L115 235ZM206 233H208V234H206ZM213 233H214V235H213ZM13 234H14V236H13ZM79 234H81V235H79ZM103 234H105V235H103ZM113 234H114V236L118 235L119 237L118 236L114 237ZM203 234H204V236H202ZM209 234H211L212 238ZM10 235H12V236H10ZM26 235L29 236V238H31V242L25 239ZM32 235H33V237H32ZM35 235H37V237ZM68 235H69V237H68ZM257 235H259L260 237H258ZM72 236H74V237H72ZM78 236L81 239H79ZM7 237L9 238L8 240L6 239ZM12 237H13V239H12ZM64 237L66 238V241H64L65 240ZM101 237H102V239H101ZM229 237H230V240H229ZM26 238L28 239V237H26ZM55 238H57L59 240L57 242H55L56 241ZM76 238L79 239L78 242H77ZM116 238H119L120 240L116 239ZM121 238H125V239H121ZM208 238H210V239L208 240ZM38 239L41 240V242H42V243L40 242L41 244L38 242ZM61 239H63V240H61ZM67 239L70 241V243ZM99 239L102 242V244H101V242L100 243L98 242L100 245L97 243V241ZM113 239L117 243L115 241H113ZM6 240L8 241V243ZM24 240L27 243H25ZM35 240H37V241H35ZM88 240H90V241H88ZM33 241L36 243H34ZM71 241H72V243H71ZM112 241L114 243L111 245ZM50 242L51 243L53 242V244H51ZM63 242H65V243H63ZM76 242L79 244H77ZM93 242H94V244L95 243L98 244V246H96V244L93 246L92 245ZM162 242H163V244H162ZM236 242L238 243V245ZM38 243H39V245H38ZM56 243H57V245H56ZM61 243H63V244H61ZM73 243H75V244H73ZM85 243H87V244H85ZM105 243L107 244V246L104 245ZM165 243L168 245H165ZM171 243L173 246L171 245ZM22 244L26 245V246H23ZM28 244H29L30 248L28 247ZM44 244H46V245H44ZM37 245L39 247L40 246H42V247L38 248ZM70 245L72 247H70ZM74 245H76L77 248ZM31 246L32 247L34 246L33 248H35V249L33 250V248H31ZM36 246H37V248H36ZM50 246H51L52 250H50ZM100 246H102V247L100 248ZM162 246H163V248H162ZM241 246H243V247L241 248ZM48 247H49V249H48ZM121 247L123 248V250L121 249ZM6 248L9 250L7 251ZM41 248H44L43 251ZM66 248L69 250H67ZM70 248H71V250H70ZM90 248H92V249L90 250ZM98 248H100V249H98ZM29 249L31 252L29 251ZM36 249H37V251H36ZM59 249H60V251H59ZM64 249L67 251H65ZM25 250H27V252H26L27 254L24 252ZM38 250L42 251V252L45 251V253H47V254L44 256V254L42 252H39ZM166 250H168V251H166ZM28 251L30 254L28 253ZM58 251H59V253H58ZM33 252H34V254H32ZM66 252L68 254H66ZM81 252H82V254H81ZM89 252H90V254H89ZM95 252H97V253H95ZM99 252L100 253L102 252V254H100ZM110 252H111V254H110ZM117 252H119V253H117ZM37 253H38V256H37ZM48 253H50V254L48 255ZM83 254H84V256H83ZM39 255L41 256V258H38ZM53 255L55 256V258ZM78 255H80L81 258ZM104 255H105V257H104ZM229 255H230V257H229ZM232 255L234 256V258H231V257H233ZM76 256H77V258H76ZM43 257H45V258H43ZM47 257H48V259H47ZM71 257H72V259H71ZM94 257H97V258L94 259ZM52 258L55 260L52 261ZM74 259H75V261H74ZM77 259H78V261H76ZM82 259H83L84 263H83ZM165 259H167V260H165ZM168 259L171 263L170 262L168 263ZM34 260H36V261H34ZM47 260H48V262H47ZM56 260H57V262H56ZM79 261H81V262H79ZM90 261H93V262H90ZM162 262H164V263H162Z\"/></svg>",
  "mask_w": 264,
  "mask_h": 264
},
{
  "label": "bare ground",
  "instance_id": "2",
  "mask_svg": "<svg viewBox=\"0 0 264 264\" xmlns=\"http://www.w3.org/2000/svg\"><path fill=\"white\" fill-rule=\"evenodd\" d=\"M8 1H9V0H8ZM21 1H22V0H21ZM34 1H35V2H34L35 4H37L38 1L43 3L42 0H41V1H40V0H34ZM50 1H51V0H50ZM50 1H49V2H50ZM53 1H55V0H53ZM53 1H52V3H53ZM72 1H73V3L75 4V2H76L77 0H76V1H75V0H72ZM72 1H70V2H72ZM74 1H75V2H74ZM78 1H81V0H78ZM82 1H83V0H82ZM82 1H81V2H82ZM84 1H86V0H84ZM89 1H90V0H89ZM91 1H92V0H91ZM91 1H90V2H91ZM96 1H97V0H96ZM104 1L107 2V0H104ZM108 1H109V0H108ZM112 1H113V0H111V2H112ZM138 1H139V0H138ZM138 1H134V2L138 3ZM151 1H152V0H151ZM162 1H163V0H162ZM164 1H167V0H164ZM168 1H169V0H168ZM180 1H182V0H180ZM180 1H179V2H180ZM183 1L186 2L187 0H186V1L183 0ZM199 1H200V0H199ZM230 1H231V0H230ZM237 1H238V0H237ZM36 2H37V3H36ZM46 2H48V0H46ZM46 2H45V4H46ZM56 2H61V1H60V0H56ZM56 2H55V3H56ZM63 2H65V3H63ZM63 2H61L62 4H60V5H64V4H66V1H63ZM81 2H77V3L80 4ZM87 2H88V1H87ZM94 2H95V1H94ZM98 2H99V1H98ZM98 2H96V3H98ZM113 2H114V3H113ZM113 2H112L111 4H109L110 2H109V3L107 2V3H108L109 5H119L118 2H115V0H114ZM134 2H133V4H136V3H134ZM158 2H159V0H158ZM184 2H183V3H184ZM201 2H203V1H201ZM201 2L198 3V5H200ZM226 2H229V1H227V0H210V6H211V7L208 9V11H209L210 9H212V10L214 11V9H213L212 7H214V8L216 7V9H217V6L219 7L220 5H225V4L227 5ZM234 2H235V1H234ZM9 3H10V2H9ZM14 3H15V2H14ZM16 3H18V2H16ZM20 3L22 4L23 2H20ZM42 3H41V4H42ZM52 3H51V4H52ZM68 3H69V1H68ZM68 3H67V5H68ZM73 3H70V4L74 5ZM77 3H76V4H77ZM85 3H86V2H85ZM88 3H89V2H88ZM88 3H87V4H88ZM96 3H94V4H96ZM99 3L101 4L102 2H99ZM104 3H105V2H104ZM139 3H140V1H139ZM152 3H153V2H152ZM152 3H151V4H152ZM156 3H157V2H156ZM159 3H161V1H160ZM183 3H181V4H179V5L182 6ZM186 3H187V2H186ZM188 3H190V2H188ZM191 3H192V2H191ZM41 4L39 3V6H40ZM45 4H43V5L45 6ZM76 4H75V5H76ZM79 4H77V5H79ZM81 4L83 5L84 2L81 3ZM91 4H92V2H91ZM91 4H90V5L88 4V5H89V6H93V5H91ZM100 4H99V5H100ZM108 4H107V5L105 4V6L103 5L104 7H103L102 5H100V6H102V7H100V6L97 5L98 8H99V7L101 8V9H100V8H99V9L97 8V9L99 10L98 13H99L100 16H102V17L104 16V17H105L106 14H107V12L109 11V9H112V8L108 7V6H109ZM127 4L129 5V3H127ZM131 4H132V2H131ZM161 4H162V3H161ZM166 4H167V8H168V7H171V6H170V2H167ZM171 4H172V3H171ZM193 4H195V3H193ZM229 4H231V3H229ZM252 4H253V3H252ZM1 5H2V4H1ZM49 5H50V4H48V7L50 8L51 5H50V6H49ZM53 5H54V3H53ZM128 5H127V6H128ZM138 5H139V4H138ZM155 5H157V4H155ZM159 5H160V4H159ZM163 5H164V2H163ZM175 5L178 7V3H177V4L175 3ZM186 5H187V4H186ZM196 5H197V4H196ZM34 6H35V5H34ZM37 6H38V4H37ZM55 6H57V3L55 4ZM55 6H54V7H55ZM68 6H69V5H68ZM68 6H67V7H68ZM94 6H95V5H94ZM123 6H125V5H123ZM123 6H122L121 10L123 9ZM153 6H154V4H153ZM161 6H162V5H161ZM165 6H166V5H165ZM165 6H163V7H165ZM180 6H179V7H180ZM249 6H250V4H249ZM0 7H1V6H0ZM35 7H36V6H35ZM35 7H33V8H35ZM42 7H43V6H42ZM42 7H41V8H42ZM48 7H47V8H48ZM54 7H53V8H54ZM61 7L64 8L65 6H64V7L61 6ZM154 7H155V6H154ZM159 7H160V6H159ZM159 7H157L156 10H155V8H154V10L156 11V13H157V10L159 11ZM179 7H178V8H179ZM185 7H186V6H184V7L182 6L183 10H184ZM208 7H209V6H208ZM56 8H57V7H56ZM62 8H61V9H62ZM69 8L71 9V7H69ZM72 8H73V7H72ZM95 8H96V7H95ZM133 8H134V7H133ZM133 8L131 7L130 11H125V9H126V7H125L123 11H125V12H127V13L130 12V14H131V11L133 10ZM145 8H146V6H145ZM167 8H166V10H167ZM172 8H173V7H172ZM188 8H189V7H188ZM188 8H187V9H188ZM220 8H223V7H220ZM250 8H251V7H250ZM1 9L3 10V7H2ZM39 9H40V7H39ZM42 9H43V8H42ZM45 9H46V8L44 7V10H45ZM58 9H60V8H58ZM70 9H69V11H70ZM76 9H77V8H76ZM76 9H75V10H76ZM88 9H89V8H88ZM88 9H87V11H88ZM115 9H116V8H115ZM148 9H150V7H149ZM174 9H175V7H174ZM223 9H224V8H223ZM11 10H12V9H11ZM19 10H20V9H19ZM35 10H36V9H35ZM37 10H38V8H37ZM44 10H43V11L40 10V11L43 12V13H45L47 10L50 11L49 9H47V10H45V11H44ZM52 10H53V9H52ZM52 10H51V12H52ZM66 10H67V9H66ZM66 10H63V11H66ZM73 10H74V9H72V11H71V12H72V15H73ZM75 10H74V12H75ZM84 10L86 11V8H85ZM84 10H82V11H81V10H77V11H78V12L80 11V14H81V15H84V13H81V12H84ZM90 10H91V9H90ZM90 10H89V11H90ZM94 10H95V9H94ZM127 10H128V9H127ZM143 10H144V9H143ZM151 10H152V8H151ZM151 10H150V11H151ZM154 10H153V12H155ZM162 10H164V9H162ZM169 10H170V9H169ZM175 10H179V9L176 8ZM221 10H222V9H221ZM225 10H226V9H225ZM251 10H252V9H251ZM260 10H261V9H260ZM9 11H10V10H9ZM21 11H22V10H21ZM21 11H20V12H21ZM38 11H39V10H38ZM59 11H60V10H59ZM61 11H62V10H61ZM67 11H68V10H67ZM69 11H68V12H69ZM77 11H76V12H77ZM89 11H88L87 13H90ZM92 11H93V10H92ZM171 11H172V10H171ZM222 11H223V10H222ZM10 12H11V11H10ZM12 12H13V11H12ZM14 12H15V10H14ZM16 12H19L18 9H16ZM34 12H37V11H34ZM41 12H40V13H41ZM51 12H50V13H51ZM53 12H55V11H53ZM78 12H77V13H78ZM95 12H96V11H95ZM95 12H94V13H95ZM133 12H134V11H133ZM163 12H164V11H163ZM163 12H161V13H163ZM179 12H180V10H179ZM253 12H254V10H253ZM259 12H261V11H259ZM0 13H2V11H1ZM40 13H39V15L42 16V14H40ZM66 13H67V12H65V13L62 12V14H63V18H62V19H67V18L69 17V16H67L66 18H64V14L67 15ZM91 13H92V12H91ZM116 13H118V12H116ZM127 13H126V14H127ZM156 13H155V15H156ZM159 13H160V11H159L157 14H159ZM161 13H160L159 16H157L156 19H158V18H163V15H162ZM176 13H177V12H176ZM176 13H175V15H176ZM180 13H182V11H181ZM209 13L211 14L212 12H209ZM215 13H216V11H215ZM217 13H219V15H220V12H218V9H217ZM222 13H223V12H221V15H220V16L224 15V13H223V14H222ZM248 13H249V12H248ZM2 14H3V13H2ZM85 14H86V13H85ZM119 14H120V13H119ZM126 14H125V15H126ZM128 14H129V13H128ZM148 14L150 15V13H148ZM151 14H152V12H151ZM178 14H179V13H178ZM178 14H177V15H178ZM213 14H214V12H213ZM251 14H252V13H251ZM255 14H256V13H254V15H255ZM259 14H260V16H261V13H259ZM59 15H61V14H59ZM69 15H70V14H69ZM81 15H80V16H81ZM87 15H88V14H87ZM87 15H86V17H87ZM91 15H92V14H91ZM91 15L89 14L90 17L93 16V15H92V16H91ZM99 15H98V16H99ZM115 15H116V14H115ZM117 15H118V14H117ZM117 15H116V16H117ZM121 15H122V14H121ZM146 15H147V14H146ZM155 15H154V16H155ZM173 15H174V14H173ZM175 15L173 16V18H175ZM181 15H182V16H181ZM181 15L178 16V17H180V18L182 17L183 20L189 19V18H188V17H189V14L186 12V10H185V12H183V14H181ZM248 15H249V14H248ZM61 16H62V15H61ZM70 16H71V15H70ZM77 16H79V13L76 14V16H75L74 18H75V19H78L79 17L77 18ZM95 16H96V14H95ZM98 16H97V17H98ZM123 16H124V15H123ZM131 16H132V15H131ZM136 16H137V15H136ZM140 16H141V15H140ZM151 16H152V15H151ZM165 16H166V15H165ZM170 16H171V15H170ZM226 16H227V14H226ZM251 16H252V15H251ZM56 17H57V16H56ZM82 17H85V16H81L80 19H81ZM90 17H89V18L87 17V18H88V19H91ZM111 17H112V16H111ZM114 17H115V16H114ZM114 17H112V18H114ZM119 17H120V16H119ZM126 17H128V16H126ZM126 17H124V18H126ZM144 17H145V15H144ZM144 17H143V18H144ZM147 17H148V18H146V19H149V20H150L151 17H150V18H149V16H147ZM155 17H156V16H155ZM155 17H154V18H155ZM168 17H169V16H168ZM178 17H177V18H178ZM223 17H224V16H223ZM229 17H230V16H229ZM2 18H3V17H1L0 19H2ZM70 18H71V17H70ZM70 18H68V19L66 20V22H67L68 20H70ZM92 18H93V17H92ZM109 18H110V17H109ZM112 18H111L110 20L108 19L109 22L106 23V24H109V26H111V24H112V26H113V23H112V21H111ZM124 18H123V19H124ZM133 18H135V15H134ZM133 18H131V19L128 18V19H129V21H131ZM137 18H138V17H137ZM254 18H256V17H254ZM254 18H253V19H254ZM80 19H79V21H83L82 19H81V20H80ZM95 19H96V18H95ZM116 19H118V18H116ZM146 19H145V21H147ZM164 19H165V18H164ZM178 19H179V18H178ZM178 19H177V20H178ZM192 19H193V17H192ZM192 19H190V20H192ZM194 19H196V18H194ZM229 19H231V17H230ZM229 19H228V20H229ZM236 19H238L237 21H239L240 18L236 17ZM260 19H262V18L260 17L259 20H260ZM4 20H6V19H3V21H4ZM85 20H86V19H85ZM85 20H84V21H85ZM96 20H97V19H96ZM114 20H115V18H114ZM114 20H113V22H114ZM126 20H127V18H126ZM133 20H135V19H133ZM140 20H141V19H140ZM175 20H176V18H175ZM196 20H199V19H196ZM196 20H195V21L193 20V22H192V21H190V22L193 23V24L195 25L194 22H196ZM228 20H227V21H228ZM231 20H232V19H231ZM233 20H234V19H233ZM62 21H64V20H62ZM79 21H77V23H80ZM110 21H111V24H110ZM116 21H118V23H123V22H120V19H119V20H116ZM116 21H115V22H116ZM129 21H128V23H129ZM150 21H151V22H154V23H152V25H151V23H150L151 27H150V26H148V27H150L151 30H153V31L155 30L156 32H158V31H157V25H156V22L154 21V19H153V20H150ZM158 21H159V20H158ZM172 21H174V20H172ZM179 21H180V20H179ZM179 21H174V23L172 22V24H175L176 22H179ZM199 21H202V20H199ZM229 21H230V20H229ZM229 21H228V22H229ZM234 21H235V20H234ZM257 21H258V20H257ZM74 22H75V21L73 20V23H74ZM91 22H92V21H91ZM124 22H126V21H124ZM184 22H185V21H184ZM232 22H233V21H232ZM258 22L261 23V20L258 21ZM0 23H2V22H0ZM3 23H4V22H3ZM71 23H72V22H70V24H71ZM75 23H76V22H75ZM75 23H74V24H75ZM83 23H84V25H85L86 22H83ZM83 23H82L81 25H83ZM89 23H90V22H89ZM92 23H93V22H92ZM94 23H96V22L94 21ZM126 23H127V22H126ZM146 23H147V22H146ZM146 23H145V24H146ZM148 23H149V21H148ZM166 23H167V22H166ZM169 23H170V22H169ZM181 23H182V22H181ZM181 23H180V24H181ZM200 23H201V22H200ZM239 23H243V22H239ZM254 23H255V22H254ZM254 23H253V24H254ZM262 23L264 24V21H263ZM103 24H105V22H104ZM133 24H134V23H133ZM138 24H139V23H138ZM172 24H171V25H172ZM197 24H199V23H197ZM2 25H3V24H1V26H2ZM6 25H7V24H6ZM6 25H5V26H6ZM8 25H10V24L8 23ZM8 25H7V27H8ZM76 25H78V24H76ZM76 25H75V26H76ZM79 25H80V24H79ZM81 25H80V26H81ZM115 25H117V24H115ZM122 25H123V24H122ZM122 25H121V27H122ZM128 25H129V24H128ZM147 25H149V24H147ZM224 25H225V24H224ZM246 25H247V24H246ZM261 25H262V24H261ZM1 26H0V29H3V27H4V28H7V27H5V26H3V27H1ZM68 26L70 27L69 24H68ZM72 26H73V25L71 24V28H72ZM75 26H74V27H75ZM86 26H88V25L86 24ZM86 26H85V27H86ZM91 26H93V24H92ZM104 26H108V25H101V27H104ZM129 26H130V25H129ZM138 26H139V25H138ZM199 26H200V25H199ZM199 26L196 25V27H199ZM201 26H203V25H201ZM204 26H205V25H204ZM222 26H223V25H222ZM222 26H221V27H222ZM231 26H232V25H231ZM233 26H234V25H233ZM235 26H236V25H235ZM9 27H10V26H9ZM76 27H77V26H76ZM76 27H75V29H76ZM85 27H83V28H85ZM118 27H119V26H118ZM124 27H125V26H123V28H124ZM173 27H174V28H173ZM193 27H194V26H193ZM196 27H194V28H196ZM227 27H228V26H227ZM255 27H256V24H255ZM259 27H261V26H259ZM263 27H264V26H262V28H263ZM11 28H12V27H11ZM71 28H69V29L71 30ZM77 28L79 29L80 27L78 26ZM96 28H97V27H96ZM98 28H99V27H98ZM113 28H114V27H113ZM119 28H120V27H119ZM123 28H121V29H123ZM162 28H164V27H162ZM172 28H173V29H172ZM172 28H171L172 30L169 28V29H170V32H168V33H161V34H159V37H157V39H158V40H159V38H161V39H167L168 42H169V40H171V39H173V38H175L176 41H177L180 37H182V34H183V28H181L180 25H179V27H177L176 25H173ZM190 28H192V25H191ZM201 28H202V27H201ZM224 28H225V27H224ZM228 28L231 29L230 27H228ZM67 29H68V27H67L65 30H66L67 32H69L70 30H69V29L67 30ZM75 29H74V30H75ZM87 29H88V28H87ZM87 29H86V30H87ZM93 29L95 30V28H93ZM93 29H92V30H93ZM107 29H108V28H107ZM116 29H117V27H116ZM121 29H119V30H121ZM126 29H127V28H126ZM132 29L135 30V27H133ZM165 29H166V28H165ZM218 29H219V28H218ZM226 29H227V28H226ZM234 29H235V28H234ZM253 29H254V28H253ZM257 29H258V28H257ZM7 30L10 31L9 28H8ZM82 30H83V29H82ZM86 30L84 29V31H86ZM100 30H101V28H100ZM103 30H105V29L103 28L101 31H103ZM134 30H133V31H134ZM161 30H162V29H161ZM166 30H167V29H166ZM190 30H191V29H190ZM197 30L199 31V29H197ZM223 30H224V29H222V31H223ZM227 30H228V29H227ZM260 30H261V29H260ZM66 31H64V33H65ZM80 31H81V29H80ZM80 31H79V32H80ZM84 31H83V32L81 31V33H84ZM88 31L90 32L91 29L88 30ZM95 31H97V30H95ZM101 31H100V33H101ZM108 31H109V30H108ZM124 31H125V30H124ZM126 31H128V29H127ZM129 31H130V30H129ZM136 31H137V30H136ZM136 31H135V33H138V32H136ZM148 31H149V29H148ZM153 31H151V32H153ZM163 31H164V30H163ZM193 31H194V30H193ZM193 31H192L191 33H193ZM224 31H225V30H224ZM229 31H231V30H229ZM229 31H228V33H229V35H230V32H229ZM239 31H240V30H239ZM263 31H264V30H263ZM7 32H8V31H7ZM7 32L4 31V33H6V34H5V35L3 34V35H4V36L10 35L9 32H8V33H7ZM72 32H75V31H72ZM105 32H106V31H105ZM115 32H116V31H115ZM118 32H119V31H118ZM130 32H131V31H130ZM143 32H144V30H143ZM143 32H142V33H143ZM156 32H155V33H156ZM160 32H161V31H160ZM160 32H159V33H160ZM201 32H202V31H201ZM212 32H213V31H212ZM216 32H217V31H216ZM225 32H226V31H225ZM237 32H238V30H237ZM255 32H256V31H255ZM258 32L261 33V31H259V30H258ZM258 32H257V33H258ZM64 33H63V34H64ZM76 33H77V31H76ZM90 33H91V32H90ZM92 33H93V32H92ZM97 33H98V32H97ZM97 33H96V34H97ZM102 33H103V32H102ZM108 33H109V32H108ZM110 33H111V32H110ZM127 33H128V32H127ZM145 33H146V32H145ZM148 33H149V32H148ZM188 33H189V32H188ZM205 33H206V32H205ZM226 33H227V32H226ZM228 33H227V36H228ZM234 33H235V31H234ZM63 34H62V36H63ZM66 34H67V33H66ZM66 34L64 35L65 37L67 36ZM88 34H89V33H87V35H88ZM96 34H95V35H96ZM214 34H215V33H214ZM214 34L211 33V35H213V36H214ZM231 34H233V30H232V33H231ZM251 34H252V33H251ZM261 34H262V33H261ZM47 35H48V34H46V36H47ZM69 35H72V33L70 32ZM73 35H75V34H73ZM77 35L79 36V34H76V36H77ZM80 35H81V34H80ZM87 35L85 34L84 36H87ZM99 35H100V37H102L101 34H99ZM99 35H98V36H99ZM103 35H104V33H103ZM127 35H128V34H127ZM142 35H143V34H142ZM144 35H145V34H144ZM146 35H147V34H146ZM148 35H149V34H148ZM148 35H147V36H148ZM157 35H158V34H156L155 36H157ZM198 35H199V34H198ZM202 35H203V34H202ZM215 35L218 36L219 34L217 35V33H216ZM221 35H222V33L220 34V36H221ZM224 35H225V34H224ZM224 35H223V38H224ZM236 35H237V34H236ZM241 35H242V33H241ZM254 35H255V34H254ZM4 36H1V37L4 38ZM23 36H24V35H23ZM23 36H22V37H23ZM48 36H49V35H48ZM64 36H63V37H64ZM84 36H83V37H84ZM113 36H114V35H113ZM130 36H131V35H130ZM135 36H136V35H135ZM135 36H134V37H135ZM150 36H151V35H150ZM155 36H154V37H155ZM195 36H196V35H195ZM199 36H200V35H199ZM216 36H215V37H216ZM10 37L12 38V36H10ZM24 37H25V36H24ZM49 37H51V36H49ZM49 37H48V38H49ZM65 37H64V39H65ZM67 37H69V36H67ZM80 37H81V36H79V38H80ZM83 37H81V38L84 39ZM100 37H98V39H99ZM105 37H106V36L104 35V38H105ZM114 37H116V36H114ZM123 37H124V35H122V38H123ZM145 37H146V36H145ZM145 37L143 36V37H141V38H145ZM151 37H152V36H151ZM154 37H152V38H154ZM204 37H205V35H204ZM207 37H208V36H207ZM259 37H260V35H259ZM48 38H46V40H48V41H51V39L54 40V39H53L54 37L51 38L50 40H49ZM70 38H71V37H70ZM75 38H76V37H75ZM86 38H87V37H86ZM88 38H89V37H88ZM138 38H139V37H138ZM146 38H147V37H146ZM189 38H190V36H189ZM192 38H193V37H192ZM194 38H195V37H194ZM202 38H203V37H202ZM202 38H198V39H199V40H200V39L202 40ZM209 38H210V35H209ZM223 38H220V39H223ZM226 38H227V37H226ZM228 38H229V36H228ZM230 38H231V37H230ZM5 39H7V41H8V42H7L8 46H12V45H14L15 42H16V43H15V46H16L17 43L21 42V39H20V40L18 39L19 42H17L16 40H15L14 43H13V42H10V40H9L10 38L8 39V36H7V38L5 37ZM5 39H4V40H5ZM24 39H25V38H24ZM62 39H63V38H62ZM64 39H63L61 42H63L64 45H65V42H66V41L64 42ZM66 39H67V38H66ZM76 39H77V38H76ZM82 39H81V40H82ZM98 39L96 38V39H94V41H97ZM100 39H101V38H100ZM102 39H103V38H102ZM106 39H107V38H106ZM106 39H105V40H106ZM109 39H110V37H109ZM147 39H148V38H147ZM195 39H197V38H195ZM215 39H216V38H215ZM231 39H232V38H231ZM247 39H248V38L246 37V42L249 41V39H248V41H247ZM253 39H254V38H253ZM257 39H258V35H257ZM13 40H14V38L11 39V41H13ZM44 40H45V37H44ZM87 40H88V39H87ZM103 40H104V39H103ZM105 40H104V41H105ZM110 40H112V39H110ZM113 40H114V39H113ZM123 40H124V39H123ZM126 40H127V39H126ZM126 40H125V41H126ZM142 40H143V39H142ZM149 40H150V38H149ZM154 40H155V39H153V43H154ZM173 40H174V39H173ZM191 40H192V39H191ZM191 40H190V41H191ZM201 40H200V42H201ZM203 40H205V39L203 38ZM209 40H210V39H209ZM209 40H208V42H210ZM225 40H226V39H225ZM225 40H224V41H225ZM227 40H229V39H227ZM244 40H245V39H244ZM68 41H69V40H67V42H68ZM72 41L74 42L75 40H72ZM76 41H77V40H76ZM82 41H83V40H82ZM90 41H92V39H91ZM94 41H93V43H94ZM99 41H100V40H99ZM101 41H102V40H101ZM120 41H122V40H120ZM127 41H128V40H127ZM131 41H132V40H131ZM138 41H139V40H138ZM171 41H172V40H171ZM171 41H170V42H171ZM179 41H180V40H179ZM183 41H184V40H183ZM194 41H195V40H194ZM214 41L217 42L218 40H214ZM230 41H231V40H230ZM234 41H235V40H234ZM256 41H257V40H256ZM261 41H262V39H261ZM3 42H5V41H3ZM51 42H52V41H51ZM54 42L56 43V40H54V41L52 42V44H53ZM58 42H59V39L57 40V43H58ZM69 42H71V41H69ZM69 42H68V43H69ZM77 42H78V41H77ZM97 42H98V41H97ZM109 42H110V41H109ZM134 42H135V41H134ZM149 42H150V41H149ZM155 42H156V41H155ZM161 42H162V40H161ZM188 42H189V41H188V39H187V45H189L190 43H192V42H189V44H188ZM195 42H197V41H195ZM216 42H215V43H216ZM222 42H223V41H222ZM238 42H240V41H238ZM242 42H244V41H242ZM262 42H264V41H262ZM9 43H11L12 45H9ZM24 43L27 44L26 42L23 41V44H24ZM74 43H75V42H74ZM78 43H80V40H79ZM95 43H96V42H95ZM95 43H94V44H95ZM102 43H103V44H102ZM102 43H100V44H101V45H100L101 47H102V45H104V43H106V42H102ZM180 43H181V42H180ZM180 43H179V44H180ZM193 43H194V42H193ZM218 43H219V42H218ZM226 43H228V42H226ZM249 43H250V42H249ZM7 44H5V46H7ZM60 44H61V43H58V45H60ZM69 44H70V43H69ZM69 44H68V45H69ZM81 44H83V43H81ZM81 44H80V45H81ZM97 44H98V43H97ZM97 44H96V45H97ZM110 44H111V42H110ZM134 44H137V42L134 43ZM145 44H146V43H145ZM156 44H157V43H156ZM156 44H155V46H156ZM160 44H161V43H160ZM172 44H173V46H176V45H174V43H171V45H172ZM175 44H176V43H175ZM179 44H178V47H179ZM195 44H196V43H195ZM200 44H201V43H200ZM213 44H214V43H213ZM216 44H217V43H216ZM223 44H224V43H223ZM229 44H230V43H229ZM252 44H253V43H252ZM54 45H57V44H53V46H54ZM70 45H73V43H71ZM70 45H69V46H70ZM80 45L78 44V46H80ZM106 45H107V44H106ZM118 45H119V44H118ZM121 45H122V44H121ZM138 45H139V44H138ZM151 45L153 46L152 42H151ZM151 45H150V46H151ZM184 45H185V44H184ZM187 45H186V46H187ZM193 45H194V44H193ZM196 45H197V44H196ZM207 45H208V44H207ZM221 45H222V44H221ZM225 45H227V44H225ZM231 45H232V44H231ZM233 45H234V43H233ZM242 45H244V44H242ZM242 45H241V46H242ZM250 45H251V44H250ZM255 45H256V43H255ZM20 46H22V44H19V47L17 48L18 51L25 50V49H24V46H23V49H22V47L20 48ZM66 46H67V45H66ZM66 46H65V47H66ZM81 46H82V45H81ZM94 46H95V45H94ZM97 46H98V45H97ZM104 46H105V45H104ZM108 46H109V45H108ZM108 46H107V47H108ZM142 46H143V44H142ZM144 46H145V45H144ZM155 46H154V48H155ZM198 46H199V45H198ZM198 46H197V47L195 46V47H196V48H199ZM217 46L219 47V45H217ZM238 46H239V45H238ZM248 46H249V45H248ZM256 46H258V45H256ZM16 47H17V46H16ZM60 47H61V45H60ZM62 47H63L64 49H66L64 46H62ZM67 47H68V46H67ZM75 47H76V49L78 48L77 46H75ZM90 47H92V46H90ZM110 47H112V46H110ZM117 47H118V46H117ZM120 47H121V46H120ZM126 47H127V46H126ZM137 47H140V46H137ZM145 47H146V46H145ZM147 47H148V46H147ZM169 47H170V45H169ZM190 47H191V44H190ZM213 47H214V46H213ZM215 47H216V46H215ZM246 47H247V46H246ZM14 48H15V47H14ZM14 48H13V49H14ZM25 48H26V51H27L28 46L25 47ZM79 48H80V47H79ZM92 48H93V47H92ZM99 48H100V47H99ZM102 48H103V47H102ZM104 48H105V47H104ZM114 48H115V47H114ZM121 48H122V47H121ZM140 48H141V47H140ZM150 48H151V47H150ZM176 48H177V47H176ZM176 48H175V49H176ZM182 48H183V47H181V49H182ZM191 48H192V47H191ZM201 48H202V47H201ZM208 48H210V47H208ZM208 48H207V49H208ZM228 48H229V47H228ZM244 48H245V47H244ZM248 48H249V47H248ZM250 48H251V47H250ZM256 48H258V47H256ZM262 48H263V47H262ZM19 49H20V50H19ZM64 49H63V50H64ZM69 49H71V47H69ZM86 49H87V48H86ZM90 49H91V48H90ZM97 49H98V48H97ZM97 49H96V51H97ZM116 49H117V48H115V50H116ZM147 49H148V48H147ZM147 49H146V50H147ZM170 49H171V48H170ZM173 49H174V48H173ZM184 49H187V48H184ZM213 49H214V48H213ZM213 49H211V50H213ZM222 49H225V48H223V46H222ZM232 49H233V48H231V51H232ZM6 50H8V49L5 47V53H6V56H7V52H8L9 50H11V48H9L8 51H6ZM54 50L56 51V48H54ZM71 50H72V49H71ZM83 50H84V49H83ZM91 50H95V49H91ZM98 50L101 51L100 49H98ZM106 50H107V48H105L103 51L105 52ZM108 50H110V49H108ZM111 50H113V49H111ZM140 50H141V49H140ZM143 50H144V49H143ZM152 50H153V49H152ZM168 50H169V48H168ZM176 50H177V49H176ZM178 50H180V49L178 48ZM193 50H194V49H193ZM196 50H197V49H196ZM205 50H206V49H205ZM226 50H227V49H225V51H226ZM241 50H242V49H241ZM241 50H239V51H241ZM250 50H251V49H250ZM11 51H12V52L14 51V54H17V52H18L17 50H16L17 52H15V50H11ZM11 51H9V52H11ZM41 51H42V50H41ZM73 51H75V50H72V52H73ZM99 51H97V52L99 53ZM103 51H102V53H101L100 55L103 54ZM120 51H123V49H122V50L120 49ZM184 51H185V50H184ZM187 51H189L188 53H190V50H187ZM213 51H214V50H213ZM215 51H216V50H215ZM219 51H220V50H219ZM222 51H224V50H222ZM222 51H221V52H222ZM242 51H243V50H242ZM252 51H253V50H252ZM255 51H256V50H255ZM12 52H11V53H12ZM23 52H25V51H22V56L24 55ZM52 52H53V51H52ZM69 52H71V51L69 50ZM72 52H71V53H72ZM89 52H91V51H89ZM94 52H95V51H94ZM107 52H108V51H107ZM109 52H110V51H109ZM109 52H108V54H109ZM155 52H156V50H155ZM155 52H154V53H155ZM167 52H171V51L169 50V51H167ZM173 52H174V51H173ZM178 52H179V51H178ZM193 52H195V51H193ZM197 52H198V50L196 51V53H197ZM203 52H204V51H202V53H203ZM234 52L237 53V51H234ZM244 52H247V50H246V51L244 50ZM244 52H243V53H244ZM253 52H254V51H253ZM20 53H21V52H20ZM28 53H29V52H28ZM28 53H27V54H28ZM38 53H39V52H38ZM42 53H43V51H42ZM78 53H79V50L77 51V54H78ZM80 53H81V52H80ZM95 53H96V52H95ZM95 53H94V54H95ZM112 53H114V55H115V52H112ZM120 53H121V52H120ZM143 53L145 54V52H143ZM143 53H142V54H143ZM180 53H181V57H183L184 53L181 52V51H180ZM180 53H178V54L180 55ZM214 53H215V52H214ZM250 53H251V52H250ZM250 53H248V54H250ZM259 53L261 54V52H259ZM14 54H13V55L10 54V55L13 56V57H15ZM39 54H40V53H39ZM39 54H38V55H39ZM74 54H75V53H74ZM74 54H73V55H74ZM92 54H93V53H92ZM96 54H97V53H96ZM151 54H152V53H151ZM171 54H172V56H173V53H171ZM203 54H204V53H203ZM212 54H213V53H212V51H211V55H212ZM218 54H219V53H218ZM218 54L216 53V56H217ZM232 54H233V53H232ZM238 54H241V53L239 52ZM257 54H258V53H257ZM3 55H4V54H3ZM10 55L8 54V56H10ZM71 55H72V54H71ZM71 55H70V56H71ZM73 55H72L71 57H77V56H73ZM82 55H83V53H82ZM89 55H90V53H89ZM100 55H99V56H100ZM103 55H104V54H103ZM103 55L100 56L102 59L105 58V56L103 57ZM106 55H107V54H106ZM153 55H154V54H153ZM168 55L170 56V54H168ZM176 55H177V53H176ZM185 55H186V54H185ZM229 55H231V54H229ZM234 55H237V54H234ZM244 55H245V54H244ZM246 55H247V53H246ZM19 56H21V54H19ZM28 56L30 57V59L32 58L31 55H27V57H28ZM78 56H79V55H78ZM83 56H85V54H84ZM97 56H98V54H97ZM195 56H197V54H196ZM212 56H215V55H212ZM219 56H220V55H219ZM241 56H243V55L241 54ZM254 56H255V52H254V55L251 56V57H254ZM3 57H4V56H3ZM13 57H12V58L10 57V58H11V59H14ZM25 57H26V56H24V62H23V63H25L26 66H27V65H28V62L30 63V61L26 58V59L28 60V62H25ZM29 57H28V58H29ZM37 57H38V56H37ZM37 57H36V58H37ZM40 57H41V55H40ZM42 57H44V56H42ZM42 57H41V58H42ZM71 57H70V58H71ZM179 57H180V56H179ZM207 57H208V56H207ZM231 57H233V55H232ZM239 57H240V56H239ZM244 57H246V56H244ZM4 58H5V57H4ZM4 58H3V59H4ZM6 58L8 59V57H6ZM6 58L4 59L5 61H6ZM22 58H23V57H22ZM36 58H35L34 60H37V59L40 60V59H41V58H40V59H39V58L36 59ZM46 58H47V57H46ZM92 58H93V56H92ZM97 58H98V57H97ZM97 58H96V59H97ZM175 58H176V57H175ZM183 58L185 59V57H183ZM240 58H242V57H240ZM249 58H250V57H249ZM258 58H259V57H258ZM260 58H261V55H260ZM3 59H2V60H3ZM11 59H10V60H11ZM43 59H44V58H43ZM94 59H95V57H94ZM94 59H93V60H94ZM105 59H106V58H105ZM164 59H165V58H164ZM208 59H209V58H208ZM242 59H243V58H242ZM242 59H241V60H242ZM246 59H247V58H246ZM251 59H253V58H251ZM4 60H3V61H4ZM31 60H32V59H31ZM34 60H32V61L34 62ZM44 60H45V59H44ZM44 60H43V61H44ZM70 60H71V59H70ZM72 60H73V59H72ZM72 60H71V62H73ZM97 60H98V59H97ZM210 60H211V59H210ZM260 60H261V59H260ZM260 60H259V61H260ZM8 61H9V59H8L6 62H4V64L7 63ZM13 61H14V60L9 61L10 64H13V63H11V62H13ZM21 61H22V60H21ZM32 61H31V63L33 64ZM40 61H42V60H40ZM51 61H52V59H51ZM54 61H56V59H55ZM64 61H65V60H64ZM81 61H82V60H81ZM85 61H86V60H85ZM85 61H84V62H85ZM89 61H90V63L93 62V61L91 62V60H89ZM98 61H99V60H98ZM177 61H179V60H177ZM204 61H206V60H204ZM208 61H209V60H208ZM215 61H216V60H215ZM238 61H239V60H238ZM238 61H237V62H238ZM243 61H245V59H243ZM251 61H253V60H251ZM256 61H258V59H257ZM61 62H62V61H60V64H61ZM71 62H69V63H71ZM75 62H76V61H75ZM84 62L81 63V64H84ZM95 62H96V60H95ZM211 62H212V61H211ZM211 62H210V63H211ZM225 62H229V61L225 60ZM40 63H42V62H40ZM43 63H44V62H43ZM65 63H68V61L65 62ZM69 63H68V64H69ZM73 63H74V62H73ZM78 63H79V62H78ZM87 63H88V61H87ZM100 63H101V61H100ZM125 63H126V62H125ZM139 63H140V62H139ZM205 63H206V62H205ZM223 63H224V62H223ZM254 63H255V61H254ZM254 63H253V64H254ZM10 64H9V65H10ZM50 64H53V61H52V63H50ZM55 64H56V63H55ZM55 64H54V65H55ZM60 64L58 63L57 65H60ZM75 64H77V63H74V65H75ZM119 64H120V63H119ZM121 64L123 65V63H121ZM130 64H131V63H130ZM203 64H204V63H203ZM217 64H219V63H217ZM217 64H216V65H217ZM5 65H8V64H5ZM13 65H14V64H13ZM62 65H63V63H62ZM62 65H61V66H62ZM88 65H89V64H88ZM88 65H86V66H88ZM94 65H96V63H95ZM106 65H107V64H106ZM116 65H117V64H116ZM127 65H128V64H127ZM206 65H207V64H206ZM214 65H215V64H214ZM231 65H232V63H231ZM243 65H244V63H243ZM28 66H29V65H28ZM61 66H60V67H61ZM70 66H71V65H70ZM110 66H111V65H110ZM119 66H120V65H119ZM138 66H139V64H138ZM217 66H218V65H217ZM217 66H216V68L219 69L218 67H219L220 65H219L218 67H217ZM227 66H228V65H227ZM240 66H241V64H240ZM50 67H51V65H50L48 68H50ZM52 67H53V66H52ZM52 67H51V68H52ZM63 67H64V66H63ZM78 67H79V65H78ZM83 67L85 68V66H83ZM95 67H96V66H95ZM95 67H94L93 70L97 69V67H96V68H95ZM99 67H100V65H99ZM107 67L109 68V64H108ZM107 67L105 66V68H107ZM111 67H113V65H112ZM125 67H126V65H125ZM221 67H222V66H221ZM66 68H67V66H66ZM72 68H74V67H72ZM102 68H103V70L106 71V69H104V67H102ZM216 68H215V69H216ZM222 68H223V67H222ZM222 68H220V70H223ZM226 68H228V67H226ZM69 69H70V68H69ZM77 69H78V68H77ZM99 69H100V68H99ZM109 69H110V68H109ZM111 69H112V68H111ZM111 69H110V70H111ZM113 69H115V68H113ZM113 69H112V70H113ZM118 69H119V68H118ZM56 70H57V68H56ZM56 70H55V71H56ZM71 70H72V69H71ZM73 70H74V69H73ZM206 70H207V69H206ZM48 71H52V73H53L54 70H48ZM67 71H68V70H67ZM87 71H88V69H86V72H87ZM105 71H104V72H105ZM108 71H109V70H107L106 72H108ZM228 71H229V70H228ZM230 71H231V70H230ZM78 72H79V70H78ZM83 72H84V71H83ZM86 72H85V74H86ZM88 72H89V71H88ZM98 72H100V71H98ZM101 72H102V70H101ZM106 72H105V73H106ZM115 72L118 74V71L115 70ZM124 72L126 73V70H125V69H124L123 73H124ZM185 72H186V71H185ZM219 72H220V71H219ZM222 72H223V71H222ZM48 73H49V72H48ZM69 73H70V72H69ZM90 73H91V72H90ZM120 73H121V72H119V74H120ZM129 73H130V72H129ZM212 73H213V72H212ZM220 73H221V72H220ZM224 73H225V75L228 74L227 72H224ZM226 73H227V74H226ZM75 74H76V73H75ZM88 74H89V73H88ZM95 74H96V73H95ZM97 74H98V73H97ZM102 74H104V73L102 72ZM109 74H110V72H109ZM109 74H108V75H109ZM222 74H223V73H222ZM5 75H6V74H5ZM54 75L56 76L57 74H54V73H53V76H54ZM64 75H66V74H64ZM64 75H62V77H63ZM77 75H78V73H77ZM83 75H84V74H83ZM83 75H82V77H83ZM91 75H92V73H91ZM100 75H101V74H100ZM106 75H107V74H105V76H106ZM111 75H112V74H110L109 76L111 77ZM113 75H114V74H113ZM113 75H112V78H113ZM120 75H121V74H120ZM123 75H124V74H123ZM126 75H127V73H126ZM126 75H125L124 78H126ZM188 75H189V74H188ZM55 76H54V77H55ZM73 76H74V75H73ZM89 76H90V75H89ZM92 76H94V75H92ZM92 76H91V77H92ZM109 76H108V77H109ZM114 76H119V75H114ZM131 76H132V75H131ZM131 76H130V77H131ZM223 76H224V75H223ZM230 76H232V75H230ZM230 76H229V78H230ZM59 77H60V76H59ZM64 77H65V76H64ZM66 77H67V76H66ZM76 77H77V76L75 75L74 79H75ZM98 77H99V76H98ZM98 77H97V78H98ZM108 77H107V78H108ZM122 77H123V76H122ZM122 77H121V78H122ZM133 77H135V76H133ZM172 77H174V76H172ZM55 78H56V77H55ZM69 78H70V77H69ZM79 78H80V77H79ZM84 78H85V76H84ZM94 78H95V77H93V79H94ZM100 78H101V77H100ZM100 78H99V79H100ZM128 78H129V76H128ZM128 78H127V79H128ZM135 78H136V77H135ZM146 78H147V77H146ZM198 78H199V76H198ZM212 78H213V77H212ZM223 78H224V77H223ZM226 78H228V77L226 76ZM229 78H228V79H229ZM61 79H62V78H61ZM70 79H71V78H70ZM87 79H88V78H87ZM101 79H102V78H101ZM114 79H115V78H114ZM114 79H113V80H114ZM116 79H117V77H116ZM118 79H119V78H118ZM131 79H133V78L131 77ZM144 79H145V78H143V82H144ZM147 79H148V78H147ZM57 80H58V79H57ZM62 80H64V78H63ZM68 80H69V79H68ZM68 80L65 79V81H67L65 85H69V84H68ZM71 80H72V79H71ZM71 80H70V81H71ZM91 80H92V78H91ZM103 80H104V79H103ZM103 80H102V82H101V80H100V82H99V80H98V83H103ZM123 80H124V79H123ZM141 80H142V79H141ZM145 80H146V79H145ZM150 80H151V79H150ZM231 80H233V79H231ZM79 81H80V80H79ZM79 81H78V85L80 86ZM94 81H95V85H96V81H97V79L95 78ZM94 81H93V82H94ZM109 81H110V80H109ZM111 81H112V79H111ZM138 81H139V80H138ZM151 81H152V80H151ZM209 81H210V80H209ZM260 81H261V79H260ZM63 82H64V81H63ZM112 82H113V81H112ZM114 82H115V81H114ZM116 82H117V81H116ZM116 82H115V83H116ZM129 82H130V81H129ZM132 82H133V81H132ZM134 82H136V81H134ZM210 82H211V81H210ZM225 82H226V81H225ZM225 82H224V83H225ZM3 83H4V82H3ZM34 83H36V85H34V87H33L32 85H30V84H32V83H30V84L28 85V86H32V89H31V90H33V88H35V86H38L37 83L39 84L40 82H34ZM44 83H45V82H44ZM49 83H50V82H47V83L45 84L46 86H44V85L42 84V85L45 87V88L41 89V90H43V93H45V92H44L45 90L47 91V94H48V92L50 91V90L48 91V84H49ZM74 83H76V82H74ZM80 83H81V82H80ZM82 83H83V82H82ZM109 83H110V82H109ZM115 83H114V84H115ZM119 83H120V82H119ZM141 83H142V82H141ZM148 83H149V82H148ZM213 83H214V82H213ZM221 83H223V82L221 81ZM228 83H229V82H228ZM232 83H233V82H232ZM258 83H259V82H258ZM7 84H8V82H6L5 87L7 86ZM88 84H89V81H88ZM88 84H87V86H88ZM91 84H92V83H91ZM111 84H112V83H111ZM121 84H122V82H121ZM142 84H143V83H142ZM145 84H146V83H145ZM145 84H144V85H145ZM229 84H230V83H229ZM261 84H262V83H261ZM263 84H264V83H263ZM9 85H11V84L9 83ZM49 85H50V84H49ZM51 85H52V84H51ZM72 85H73V84H72ZM92 85H93V84H92ZM100 85H101V84H100ZM224 85H225V84H224ZM39 86H40V84H39ZM39 86H38V87H39ZM43 86H42V87H43ZM81 86H83V84H82ZM84 86H85V85H84ZM84 86H83V87H84ZM98 86H99V84H98ZM101 86H102V85H101ZM118 86H119V85H118ZM40 87H41V86H40ZM63 87H64V84H63ZM63 87H62V89H63ZM67 87H68V86H67ZM77 87H78V86H77ZM83 87H82V88H83ZM222 87H223V86H222ZM53 88H54V87H53ZM74 88H75V87H74ZM79 88H80V87H79ZM86 88H87V87H86ZM219 88H220V87H219ZM223 88H224V87H223ZM230 88H231V87H230ZM262 88H263V87H262ZM21 89H22V88H21ZM28 89H30V88L28 87ZM44 89H45V90H44ZM49 89H50V88H49ZM64 89H65V88H64ZM76 89H77V88H76ZM115 89H117V86L115 87ZM224 89H225V88H224ZM227 89H229V88L227 87ZM256 89H257V88H256ZM260 89H261V88H260ZM24 90H26V89H24ZM31 90H28V91H31ZM52 90H53V89H52V87H51V91H52ZM67 90H68V89H67ZM67 90H65V91L67 92ZM70 90H71V92H72V89H71V88H70ZM80 90H81V89H80ZM122 90L125 91V87H124V89H122ZM126 90H127V89H126ZM219 90H221V89H219ZM229 90H230V89H229ZM19 91H20V89H19ZM53 91H54V90H53ZM63 91H64V90H63ZM78 91H79V90H78ZM78 91H77V92H78ZM81 91H82V90H81ZM171 91L174 92L173 89H172ZM230 91H231V90H230ZM242 91H243V90H242ZM242 91H241V92H242ZM17 92H18V91H17ZM41 92H42V91H41ZM66 92H64V93L66 94ZM69 92H70V91H69ZM69 92H68L67 95H69ZM71 92H70V93H71ZM116 92H117V91H116ZM119 92H120V91H119ZM127 92H128V91H127ZM215 92H216V91H215ZM231 92H232V91H231ZM257 92H258V90H256V93H257ZM259 92H260V91H259ZM18 93H19V92H18ZM20 93H21L22 95L27 96V95H26L27 92H23V90H21ZM43 93H42V98H41V96H40L39 98H41V99H45L43 102L46 103V102L49 100L48 98H50L51 95H50V96L48 95V96H49V97H48V96H46L47 94L44 95ZM52 93H54V92H52ZM52 93H49V94H52ZM64 93H63V94H64ZM79 93H80V92H79ZM238 93H239V92H238ZM256 93H254V95H255ZM65 94H64V95H65ZM72 94H73V93H71V95H72ZM77 94H78V93H77ZM171 94H172V93H171ZM213 94H214V93H213ZM213 94H210V95H213ZM220 94H221V92H220ZM233 94H234V92H233ZM241 94H242V93H241ZM257 94H258V93H257ZM4 95H5V94H4ZM16 95H17V93H16ZM18 95H20V94H18ZM43 95L45 96V98H43ZM54 95H55V94H54ZM173 95H174V94H173ZM216 95H217V94H216ZM221 95H222V94H221ZM235 95H236V94H235ZM239 95H240V93H239ZM249 95H250V94H249ZM254 95H252V97H253ZM25 96H23V99L25 98ZM69 96H70V95H69ZM75 96H76V95H75ZM119 96H120V95H119ZM124 96H125V95H124ZM157 96H158V95H156V96H154V97H157ZM162 96L165 97L166 95H165V96L162 95ZM178 96H180V95H178ZM181 96H182V95H181ZM219 96H220V95H219ZM233 96H234V95H233ZM242 96H243V95H242ZM17 97L19 98L20 96H17ZM46 97H47V99H48L47 101H46ZM77 97H78V96H77ZM81 97H82V96L80 95V99H82V103H83V102L85 103V100H86V99L83 101V97H84V96H83L82 98H81ZM85 97H86V96H85ZM166 97L169 98V95L166 96ZM173 97H175V96H173ZM227 97H228V96H227ZM231 97H232V96H231ZM240 97H241V96H240ZM252 97H251V98H252ZM257 97H258V96H257ZM260 97H261V96H260ZM263 97H264V95H263ZM37 98H38V97H37ZM37 98H36V99H37ZM39 98H38V99H39ZM52 98L54 99L53 96H52ZM62 98H63V97H61V99H60V98H58V96H57V99H60L59 101L61 102V104H62V101H63ZM64 98L66 99L67 97L64 96ZM70 98H71V96H70ZM72 98H73V95H72ZM97 98H98V97H97ZM179 98H180V97H179ZM236 98H237V97H236ZM238 98H239V97H238ZM255 98H256V97H253V99H255ZM26 99H27V98H26ZM38 99H37V100H38ZM41 99L38 100L39 104H40V102L42 101ZM50 99H51V98H50ZM53 99H51V101H53ZM55 99H56V98H55ZM65 99H64V100H65ZM68 99H69V98H68ZM92 99H93V101H91V102L93 103L94 100H96V99H94V98H92ZM138 99H139V98H138ZM152 99H153V98H152ZM165 99H166V98H165ZM169 99H170V98H169ZM169 99H167V101H168ZM181 99H182V98H181ZM219 99H220V98H219ZM219 99H218V100H219ZM222 99H223V98H222ZM257 99H258V98H257ZM261 99H262V98H261ZM24 100H25V99H24ZM69 100H70V99H69ZM139 100H140V99H139ZM148 100H149V99H148ZM160 100H161V99H160ZM179 100H180V99H179ZM228 100H229V99H228ZM234 100H235V99H234ZM255 100H256V99H255ZM49 101H50V100H49ZM71 101H72V100H71ZM73 101H74V98H73ZM73 101H72V102H73ZM80 101H81V100H80ZM135 101H137V100L135 99L134 101L132 100V102H131V101H130V102L133 104V103H135ZM142 101H143V100H142ZM149 101H150V100H149ZM155 101H156V100H155ZM155 101H153V102H155ZM169 101H170V100H169ZM182 101H183V100H182ZM182 101H181V102H182ZM229 101H230V100H229ZM38 102L35 100V103H38ZM63 102H64V101H63ZM65 102H66V104H67V102H69V101H68V100H65ZM65 102H64V103H65ZM88 102H89V100H88ZM88 102H87V103H88ZM144 102L146 103V102H148V101H144ZM35 103H33V104H35ZM41 103H42V102H41ZM44 103H42L43 105H42V104H40V105L44 106ZM69 103H70V102H69ZM69 103H68V104H69ZM76 103H77V102H75L74 105H76ZM89 103H90V102H89ZM103 103H104V102H103ZM131 103H129V104H131ZM166 103H167V102H166ZM260 103H261V102H260ZM262 103H263V102H262ZM68 104H67L66 106H68ZM77 104H79V102H78ZM95 104H97V103L95 102ZM136 104H137V103H136ZM136 104H135V105H136ZM256 104H257V102H256ZM256 104H255V105H256ZM263 104H264V103H263ZM263 104H262V105H263ZM5 105H6V104H5ZM36 105H37V104H36ZM40 105H39V106H40ZM62 105H65V104H62ZM69 105L72 106V104H69ZM81 105H84V104H81ZM81 105L79 104V106H81ZM90 105H92V104H90ZM93 105H94V104H93ZM93 105H92V110H91V111H92V114H93V109H94L95 107H97V106H95V105L93 106ZM98 105H99V104H98ZM104 105H105V104H104ZM138 105H139V104H138ZM233 105H234V104H233ZM233 105H232V107H235V106H233ZM7 106H8V105H6V106H4V107H2V108H4V110H6V109H8V108H6ZM42 106H40V107H42ZM99 106H100V105H99ZM131 106H132V105H131ZM141 106H142V104H141ZM184 106H186V105L184 104ZM224 106H225V105H224ZM236 106H237V105H236ZM251 106H253V108H254V105H251ZM260 106H261V105H260ZM36 107H38V106H36ZM36 107H35V108H36ZM48 107L50 108L51 105L48 106ZM53 107H54V106H53ZM81 107H83V106H81ZM88 107H90V106H88ZM143 107H144V106H143ZM222 107H223V106H222ZM232 107H231V108H232ZM255 107H256V106H255ZM258 107H259V106H258ZM262 107H263V106H262ZM262 107H261V108H262ZM5 108H6V109H5ZM38 108H39V107H38ZM42 108H43V107H42ZM45 108H46V107H45ZM51 108H52V107H51ZM51 108L49 109V112L52 113L53 111H50ZM55 108H57V107H55ZM58 108H62V107H58ZM58 108H57V111H58ZM79 108H80V107H79ZM102 108H104L103 105H102ZM126 108H128V107H126ZM126 108L124 107V110H125ZM134 108H136V106L133 107V113H134V111H135ZM140 108H141V107H140ZM224 108H225V107H224ZM224 108H223V109H224ZM226 108H227V107H226ZM256 108H257V107H256ZM11 109H12V108H11ZM11 109L9 108V110H11ZM65 109H66V108H65ZM74 109H75V108H74ZM74 109H72V110H73V111H72V116L74 115ZM76 109H77V108H76ZM89 109H90V108H89ZM89 109H88V110H89ZM95 109L97 110V108H95ZM129 109H131V107H129ZM129 109H128V110H129ZM138 109H139V108H138ZM143 109H144V108H143ZM263 109H264V108H263ZM36 110H37V109H36ZM60 110H61V109H60ZM60 110H59V111H60ZM96 110H94V111L96 112ZM98 110L100 111V109H98ZM105 110H106V109H105ZM118 110L121 111V108H119ZM118 110H116V111H118ZM128 110H125V111H126V116H129V115H127V111H128ZM146 110H147V108H146ZM153 110H154V109H153ZM249 110H250V109H249ZM256 110H257V109H256ZM1 111H3V110L1 109ZM1 111H0V112H1ZM14 111H15L16 113H15ZM14 111L12 110L11 112H12V113H15L16 115H14V116L12 115L11 117H9V119L12 118V117L15 118V116H17V112H18V110L16 111V109H14ZM42 111L45 113L47 110L44 111V109H43ZM57 111L55 112V116H56ZM61 111H62V110H61ZM78 111H79V110H78ZM125 111H123V112L125 113ZM129 111H131V110H129ZM137 111H138V110H137ZM142 111H143V110H141V112H142ZM252 111H253V110H252ZM252 111H251V112H252ZM260 111L263 112L262 109H261ZM6 112H7V110L5 111V113H6ZM38 112H39V111H38ZM43 112L40 111L39 113H40V114L42 113V115H44ZM69 112H70V111H69ZM87 112H88V111H87ZM87 112H85V110H84V114L87 113ZM101 112H102V111H101ZM107 112H108V111H107ZM110 112H111V111H110ZM112 112H114V111L112 110ZM118 112H119V111H118ZM121 112H122V111H121ZM223 112H224V111H223ZM236 112H238V111H236ZM251 112H250V113H251ZM2 113H3V112H1L0 114H2ZM12 113H11V114H12ZM47 113H48V111H47ZM51 113H49V114H51ZM79 113H80V112H79ZM88 113H89V115L91 114V112H88ZM88 113H87V114H88ZM137 113H138V112H137ZM150 113H151V112H150ZM231 113H232V112H231ZM234 113H235V111H234ZM263 113H264V112H263ZM64 114H65V113H64ZM107 114H108V113H107ZM112 114H113V113H112ZM121 114H122V113H121ZM139 114H140V113H139ZM144 114H145V113H144ZM156 114H157V113H156ZM159 114H160V113H159ZM228 114H229V113H228ZM236 114H237V113H236ZM45 115H48V114H45ZM53 115H54V114H53ZM61 115H63V114L61 113ZM66 115H67V114H66ZM66 115H64L63 117H65ZM80 115L82 116V114H79V117H81ZM85 115H86V114H85ZM93 115H95V113H94ZM93 115H92V116H93ZM114 115H115V114H114ZM119 115H120V113H119ZM124 115H125V114H124ZM124 115H122V116L124 117ZM148 115H149V114H148ZM150 115H151V114H150ZM232 115H235V114L232 113ZM260 115H263V114H260ZM260 115H258V116H260ZM19 116L22 117V116L19 114V115L17 116V118H18V119H22V118H20ZM48 116H49V115H48ZM75 116H77V115H75ZM99 116H101V115H99ZM108 116H109V115H108ZM116 116H117V114H116ZM120 116H121V115H120ZM122 116H121V117H122ZM152 116H154V115L152 114ZM155 116H156V115H155ZM256 116H257V115H256ZM263 116H264V115H263ZM51 117H52V115H51ZM61 117H62V116H61ZM68 117L70 118V117H71V114H70ZM68 117L66 116L65 118H68ZM102 117H104V115H102ZM106 117H107V115H106ZM110 117H111V116H110ZM138 117H140V116L138 115ZM143 117H145V116H143ZM158 117H159V116H158ZM160 117H161V115H160ZM192 117H193V116H192ZM192 117H191V118H192ZM14 118H13V119H14ZM65 118H64V120H65ZM69 118H68V119H69ZM87 118H88V117H87ZM87 118H86V119H87ZM91 118H92V117H91ZM100 118H101V117H99V121L96 119L95 124H97V123L100 122ZM114 118H115V117H114ZM153 118H154V117H153ZM161 118H162V117H161ZM163 118L165 119L166 117H163ZM196 118H197V116H196ZM196 118H195V119H196ZM258 118H259V117H258ZM262 118H264V117L261 116V118H260L259 120H261ZM7 119H8V118H7ZM13 119H10V120H13ZM75 119L77 120L78 118L75 117ZM79 119H80V118H79ZM79 119H78V120H79ZM84 119H85V118H84ZM84 119H83V120H84ZM103 119H104V118H103ZM256 119H257V118H256ZM10 120H9V123H5L7 120H6V121L4 120V124H5V125H6V124H9V125H10ZM16 120H17V119H16ZM81 120H82V119H81ZM81 120H80V121H81ZM83 120H82V121H83ZM104 120H105V119H104ZM106 120H107V119H106ZM111 120H112V118H111ZM143 120H144V119H143ZM160 120L163 122L162 119H160ZM189 120H190V119H189ZM189 120H187V121H189ZM192 120H193V119H192ZM192 120H190V121H192ZM259 120H258V123H259ZM14 121H15V120H14ZM14 121H13V124H14ZM26 121H27V120H26ZM82 121H81V122H82ZM85 121H87V120H85ZM88 121H89V122H92V120H89V119H88ZM101 121H102V119H101ZM146 121H147V120H146ZM151 121H152V120H151ZM190 121H189V122H190ZM203 121H204V120H203ZM206 121H207V120H206ZM254 121H256V120H254ZM262 121H264V119H263ZM262 121H260L259 124H258V123H254V122H253L252 124H253V126H254L255 128H257V129H259L260 131L264 132V129H262V127H261V122H262ZM11 122H12V121H11ZM15 122H16V121H15ZM20 122H24V121H20ZM77 122H79V121H77ZM109 122H110V121H109ZM153 122H154V121H153ZM181 122H182V121H181ZM256 122H257V121H256ZM79 123H80V122H79ZM86 123H87V122H86ZM100 123H101V122H100ZM104 123L107 124V122H104ZM104 123H103V124H104ZM112 123H114V119L112 120ZM146 123H147V122H146ZM148 123H149V121H148ZM158 123H159V122H158ZM201 123H202V121H201ZM201 123L199 122V125H200ZM207 123H208V121H207ZM250 123H251V122H250ZM13 124L11 123V126H12ZM16 124H17V123H16ZM19 124H20V123H19ZM23 124H24V123H23ZM92 124L94 125V121H93ZM92 124H91V125H92ZM176 124H177V123H176ZM184 124H185V123H184ZM194 124H195V123H194ZM194 124H193V126H194ZM209 124H210V123H208V124H206V125H209ZM9 125H8V126H9ZM21 125H22V124H21ZM25 125H26V123H25ZM81 125H83V123H81ZM93 125H92V128L94 127ZM100 125H101V124L97 125V127H98V126H99V127L102 126V125H101V126H100ZM107 125H110V124L108 123ZM116 125H117V124H116ZM116 125H115V126H116ZM146 125H147V124H146ZM150 125H151V123L149 124V126H150ZM186 125H187V124H186ZM199 125H198V126H199ZM15 126H16V125H13L12 127H15ZM89 126H90V125H89ZM110 126L112 127V125H110ZM113 126H114V125H113ZM149 126H147V128H148ZM151 126H152V125H151ZM177 126H178V125H177ZM179 126H180V124H179ZM189 126H191V123H190ZM195 126H196V125H195ZM195 126H194V127H195ZM6 127H7V126H6ZM31 127H32V126H31ZM41 127H43V126H41ZM47 127H49V126H46V128H47ZM79 127H80V126H79ZM83 127H85V124H84ZM99 127H98V129H99ZM103 127H104V125H103ZM103 127H101L100 130H101V129L103 130V129L105 128V127H104V128H103ZM111 127H108V128L112 129ZM117 127L119 128V126H116V127H115L116 130H117L116 132H118V130H119ZM120 127H123V126H120ZM182 127H183V124H182ZM187 127H188V126H187ZM194 127H193V132H194V130H195ZM248 127H249V126H248ZM9 128H10V127H8V129H9ZM28 128H29V127H28ZM34 128H35V127H34ZM44 128H45V127H44ZM115 128H114V129H115ZM154 128H155V127H154ZM191 128H192V127H191ZM29 129L32 131L31 128H29ZM68 129H70V128H68ZM85 129H86V128H85ZM85 129H84V130H85ZM87 129H88V128H87ZM110 129H109V130H110ZM121 129H122V128H121ZM121 129L119 130L120 132H121ZM123 129H124V127H123ZM189 129H190V128H189ZM197 129H198V128H197ZM199 129H201V127H200ZM249 129H250V128H249ZM4 130H5V129H4ZM35 130H36V129H35ZM39 130H40V129H39ZM39 130H38V132H39ZM43 130H44V131H47L48 128H47V129H43ZM49 130H51L50 127H49ZM52 130H53V129H52ZM52 130H51V132H52ZM91 130H93V129H91ZM96 130H97V128H96ZM100 130H97L96 135H97V133H98V131H99V134H98V135L100 136V132L102 131V130H101V131H100ZM107 130H108V129H107ZM150 130H151V128H150ZM36 131H37V130H36ZM40 131H42V130H40ZM55 131H56V129H55ZM82 131H83V130H82ZM89 131H90V130H89ZM93 131H95V130H93ZM93 131H92V136H93ZM4 132H5V131H4ZM29 132H30V131H29ZM49 132H50V131H49ZM113 132H115V130H113ZM116 132H115V134H116ZM120 132H119V133H120ZM123 132H125V130H124ZM180 132H181V131H180ZM187 132H188V131H187ZM195 132H196V131H195ZM199 132H200V131H199ZM231 132H232V130H231ZM231 132H230V133H231ZM1 133H2V132H0V135H1ZM7 133H8V130H7V132H6L5 134L2 133V134H3V139H4V135H6ZM42 133H43V131H42ZM42 133H40V134H42ZM47 133H48V132H45L46 135H49V134H47ZM70 133H71V132H70ZM109 133H110V132H109ZM111 133H112V131H111ZM119 133L116 134V137H117V135H118ZM127 133H128V131H127ZM130 133H131V132H130ZM201 133H202V132H201ZM8 134H9V133H8ZM35 134H36V133L34 132V135H35ZM51 134H52V133H51ZM55 134H56L57 136L60 135V133H57V132H55ZM58 134H59V135H58ZM115 134L113 135V137L115 136ZM56 135H52V136L55 137ZM87 135H88V134H87ZM94 135H95V134H94ZM96 135H95V136H96ZM120 135H122V134H120ZM133 135H134V133H133ZM15 136H17V135H14V137H12V138H10V139L8 138V139L10 140V143L13 142ZM37 136H38V135H36V138H37ZM40 136H41V135H40ZM40 136H39V137H40ZM43 136H44V135H43ZM43 136H41V138H42L43 140H47V139H44L45 137L43 138ZM52 136H51V137H52ZM95 136H94V137H95ZM28 137H29V135H28ZM30 137H31V135H30ZM39 137H38V138H39ZM49 137H50V135H49ZM77 137H78V136H77ZM77 137L75 138L76 140H77ZM86 137H87V136H86ZM89 137H90V136H89ZM111 137H112V136L108 135V134L106 133V131H104V132L101 133V138L103 139V142H106V140H110V141H111ZM116 137H114V138L116 139ZM118 137H119V135H118ZM118 137H117V138H118ZM155 137H156V136H155ZM158 137H159V135H158ZM162 137H163V136H162ZM34 138H35V136H34ZM34 138L32 137L33 140H34ZM47 138H48V137H47ZM60 138H61V135H60ZM81 138L84 139L83 136H82ZM97 138L99 139V137H97ZM122 138H123V137H121V139H122ZM136 138H137V137H136ZM0 139L2 140V137H0ZM5 139H6V137H5ZM16 139H17V138H16ZM29 139H30V138H29ZM58 139H59V138H57L58 143H61V141L63 142V139H62L60 142H59ZM124 139H125V138H124ZM127 139H128V138H126V140H127ZM6 140H7V139H6ZM6 140H5V145L8 144V143H6ZM9 140H7V142H9ZM22 140H24V139H22ZM22 140H21V141H22ZM26 140H27V138H26ZM37 140H39V139H37ZM37 140H36V141H37ZM40 140H41V139H40ZM78 140H79V139H78ZM85 140H86V139H84V141H85ZM91 140H92V138H91ZM100 140H101V139H100ZM100 140H99V141H100ZM104 140H105V141H104ZM112 140H113V139H112ZM117 140L120 141V139H117ZM157 140H158V139L156 138V139H155V142H156ZM161 140H162V139H161ZM166 140H167V139H166ZM233 140H234V139H233ZM236 140H237V138H236ZM36 141L34 140L35 143H36ZM53 141H54V138H53ZM53 141L50 139L51 144H52V143H56V142H55L56 140H55L54 142H53ZM81 141H82V140L80 139V143H81ZM84 141H82V142H84ZM119 141H117V143H118ZM138 141H139V140H138ZM158 141L160 142V140H158ZM158 141H157V144H158ZM162 141H163V140H162ZM162 141H161V142H162ZM168 141H169V140H168ZM230 141H232V140H230ZM230 141H228V142L230 143ZM234 141H235V140H234ZM0 142H2V141H0ZM18 142H20V141H18ZM30 142H31V141H30ZM101 142H102V141H101ZM108 142H109V141H108ZM111 142H112V141H111ZM122 142H123V140H122ZM153 142H154V140H153ZM161 142H160V143H161ZM228 142H227V146H228V144H229ZM23 143H24V141H23ZM23 143L21 142L20 144L23 145ZM35 143H34V144H35ZM40 143H41V144H42V143L44 144V141H43V142H42V141H39L38 144H40ZM48 143H49V142H48ZM48 143H46V146L48 145ZM58 143L54 144L55 146H53V147H56V145H57ZM77 143H78V145H79V142H78V141H77ZM94 143H95V142H94ZM114 143H115V142H114ZM125 143H127V142H125ZM128 143H129V142H128ZM128 143H127V144H128ZM140 143H141V142H140ZM234 143H235V142H234ZM1 144H2V143H1ZM3 144H4V143H3ZM25 144H27V142H26ZM25 144H24V145H25ZM34 144L32 143V145H34ZM36 144H37V143H36ZM41 144H40V146H41ZM51 144H50L49 146H51ZM74 144H76V143H74ZM85 144H86V142H85ZM91 144H92V146H93V143H91ZM106 144H107V143H106ZM121 144H122V143H121ZM134 144H135V143H134ZM148 144H149V143H148ZM162 144H163V143H162ZM236 144H237V143H236ZM5 145H2V148H3V146H5ZM8 145H9V144H8ZM11 145H13V144L11 143ZM11 145H10V146H11ZM22 145H20V146H22ZM29 145H30V144H29ZM78 145L76 146L77 148H79ZM87 145H88V144H87ZM87 145H86L85 147H89V148H90V146H91L90 143H89L90 146H87ZM122 145H124V144H122ZM122 145H121V146H122ZM150 145H151V147H152V144H150ZM165 145H166V144H165ZM165 145H161V144L158 145V150L163 151V153H165V154H169V152H168L167 150H165ZM223 145H225V144H222V145H220V146L222 147ZM230 145H231V144H230ZM232 145H233V142H232ZM232 145H231V146H232ZM237 145H238V144H237ZM40 146H39V147H40ZM44 146H45V145H44ZM49 146H48V147H49ZM61 146H62V144H61ZM79 146H80V145H79ZM83 146H84V145H83ZM83 146H82V147H83ZM92 146H91V147H92ZM148 146H149V145H148ZM148 146H147V147H148ZM241 146H242V145H241ZM257 146H259V145H257ZM5 147H6V146H5ZM42 147H43V146H41V149H42ZM51 147H52V146H51ZM51 147H50L49 150L52 149ZM58 147H59V149H60V144L57 146V149H58ZM76 147H75V148H76ZM82 147H80V151H81V148H82ZM85 147H83V148H85ZM93 147H94V149H95V147H96V150L99 152V150L97 149V145H96V146H93ZM124 147H125V146H124ZM128 147H129V146H128ZM131 147H132V146H131ZM141 147H142V146H141ZM144 147H145V146H144ZM223 147H224V146H223ZM223 147H222V149H223ZM225 147H226V146H225ZM225 147H224V148H225ZM229 147H230V146H229ZM233 147H234V148H238V147H235V145H233L231 148H233ZM243 147L245 148L244 145H243ZM243 147H242V148H243ZM254 147L256 148V146H254ZM0 148H1V146H0ZM2 148L0 149V150H2V152L0 151L1 153H3V149H2ZM6 148H7V147H6ZM6 148H5V149H6ZM8 148H9V147H8ZM8 148H7V149H8ZM46 148H47V147H46ZM63 148H65V147L63 146L62 149H63ZM67 148H68V147H67ZM70 148H71V146H70ZM99 148H100V146H99ZM136 148H137V147H136ZM217 148H218V146H217ZM219 148H220V147H219ZM231 148H230V149H231ZM234 148H233V149H234ZM240 148H241V147H240ZM260 148H261V146H259L258 149H260ZM33 149H34V148H33ZM33 149H32V151H34ZM35 149H36V148H35ZM57 149H54V150H57ZM65 149H66V148H65ZM65 149H63V150H65ZM90 149H91V148H90ZM134 149H135V147H134ZM151 149H152V148H151ZM155 149H156V148H155ZM214 149H215V148H214ZM220 149H221V148H220ZM230 149H229V151L231 152L232 150H230ZM245 149H246V148H245ZM245 149H244V152H242L243 149H241V150H242V151H241V150L238 148V150H240L242 153L246 154V152L248 153L249 150L246 151ZM247 149H249L248 146H247ZM252 149H253V148H252ZM258 149H256L255 151H257ZM37 150H38V148H37ZM47 150H48V148H47ZM49 150H48V151H49ZM52 150H53V149H52ZM52 150H51V152H52ZM60 150H61V149H60ZM63 150H62V152H63ZM69 150H70V149H69ZM69 150H67L66 152H68ZM96 150H93V151L95 152ZM123 150H124V149H123ZM158 150H157V151H158ZM224 150H225V151H226V150L228 151V149H226V148H225ZM260 150H261V149H260ZM35 151H36V150H35ZM35 151H34V153H35ZM39 151H40V150H39ZM39 151H38V152H39ZM41 151H42V150H41ZM73 151H74V150H73ZM77 151H79V150H75V152H77ZM80 151H79V152H80ZM85 151H87V149H86ZM85 151H82V153L85 152ZM90 151H91V150H90ZM90 151H89V149H88V152H89L90 156H92V153H90ZM97 151H96V152H97ZM141 151H142V149H141ZM155 151H156V150H155ZM215 151H216V150H214L213 152H215ZM221 151H222V150H221ZM221 151H220V152H221ZM227 151H226L225 153L229 154ZM245 151H246V152H245ZM252 151H253V150H252ZM252 151H251V153H252ZM258 151H259V150H258ZM28 152H29L28 155H30V152H31V151L29 150ZM58 152H59V153H62V152H60L59 150H58ZM58 152H56V156H57V153H58ZM75 152H74V153H75ZM91 152H92V151H91ZM96 152H95V154H94V153H93V154L96 155ZM98 152H97V153H98ZM146 152H147V151H146ZM158 152H159V151H158ZM213 152H212V153H213ZM217 152H218V151H217ZM26 153H27V152H26ZM49 153H50V152H49ZM59 153H58V154H59ZM74 153H73L72 155H74ZM102 153H103V151H102ZM102 153H100L101 156L104 154L105 157H106L105 152H104L103 154H102ZM136 153H137V152H136ZM141 153H142V152H141ZM160 153H161V152H160ZM210 153H211V152H210ZM215 153H216V152H215ZM215 153L212 154L214 157L216 156ZM225 153H224V151H223V152H222V155H223V154L225 155ZM231 153H232V154H229L230 157H231V155H233L234 152H231ZM238 153H240V152H238ZM242 153H241V154H242ZM255 153H256V152H253L251 155H249L250 153L248 154V155L251 157V158L249 157L250 162L246 159V161H248L249 164H253V163H254V162H252V159L256 161L257 159L259 160V158L263 156V154H262L261 151L258 152V153H256V154H255ZM31 154H32V153H31ZM42 154H43V153H42ZM42 154L40 153V155H42ZM47 154H48V152L46 153V155H47ZM52 154H53V156H55L54 153H52ZM52 154H50V156H51ZM64 154H65V153H64ZM64 154H62V155L64 156ZM78 154L80 155V153H78ZM89 154H88V155H89ZM139 154H140V153H139ZM144 154H145V152H144ZM151 154H152V153H151ZM208 154H209V153H208ZM241 154H240V155H241ZM0 155H1V154H0ZM34 155H36V154H34ZM37 155H38V153H37ZM76 155H77V154H76ZM104 155H103L102 157H104ZM218 155H220V153L217 154V156H216L217 159L219 158ZM235 155H236V154H235ZM242 155H243V154H242ZM248 155H247V157H248ZM1 156H2V155H1ZM1 156H0V157H1ZM58 156H59V155H58ZM60 156H61V154H60ZM66 156H67V155H66ZM66 156H65V157H66ZM85 156H87V155H86V152H85ZM85 156H84V157H85ZM90 156H88V159L90 158ZM96 156L98 157L97 159H99V157H101V156H98V154H97ZM134 156H136V155H134ZM162 156H163V155H162ZM204 156H205V155H204ZM207 156H209V155H207ZM245 156H246V155H245ZM252 156H253V157H252ZM31 157H32V156H31ZM34 157H35V156H34ZM36 157H38V156H36ZM43 157H45V156H43ZM74 157H75V155H74ZM76 157L79 158V157H81V156H78V155H77ZM105 157H104V159H105V161L107 162V159H106ZM141 157H144V156H141ZM211 157H212V156H211ZM211 157L209 156V158H211ZM238 157H239V155H238ZM243 157H244V156H243ZM247 157H246V158H247ZM39 158H41V157H38V160H39ZM52 158H53V157H52ZM54 158H56V157H54ZM85 158H86V157H85ZM91 158H92V157H91ZM94 158H95V157H94ZM107 158H108V155H107ZM224 158H225V157H223V159H221V160L219 159V160H220L219 162H221L222 160H225ZM71 159L73 160V158H71ZM74 159H75V158H74ZM81 159L83 160V158H81ZM81 159H80V160H81ZM86 159H87V158H86ZM86 159H84V160L86 161ZM92 159H93V158H92ZM95 159H96V158H95ZM100 159H101V158H100ZM100 159H99V160H100ZM203 159H205V157H203ZM211 159H213V157H212ZM214 159H215V158H214ZM214 159H213V163L215 162ZM227 159H228V158H227ZM227 159H226V161H227ZM239 159H240L241 161H243L241 158H239ZM42 160H43V159H42ZM49 160H50V159H49ZM77 160H79V159H77ZM77 160H76V161H77ZM84 160H83V162H84V164H85V161H84ZM89 160H90V159H89ZM113 160H114V159H113ZM206 160H207V158H206ZM206 160H205V165L207 164ZM236 160H237V159H236ZM244 160H245V159H244ZM262 160H263V159H262ZM44 161H45V160H44ZM92 161H93V160H92ZM97 161H98V160H97ZM105 161H103V162H105ZM216 161H218V160H216ZM230 161H231V160L229 159V163H230ZM77 162H78V161H77ZM89 162L91 163V161H88V160H87L86 163L90 164ZM94 162H95V161H94ZM106 162H105V164H106ZM116 162H117V161H116ZM199 162H200V160L198 161V163H199ZM201 162H202V159H201ZM210 162H211V165H212V161H210ZM223 162H224V161H223ZM233 162H234V160H233ZM251 162H252V163H251ZM260 162H261V161H260ZM42 163H45V162H42ZM47 163H48V161H47ZM78 163H79V162H78ZM101 163H102V160H101ZM203 163H204V162H203ZM244 163H245V162H244ZM262 163H263V162H262ZM99 164H100V162H99ZM199 164H200V165L197 164V166L200 168V170H202V173H203V172L208 173L206 170H207L209 167H212L211 165H210V166L208 165L209 167L206 168L205 165L203 166V164H202V165H201V163H199ZM208 164H209V163H208ZM214 164H215V163H214ZM222 164H223V163H221V164H219V165H221V167H222ZM246 164H247V163H246ZM92 165H93V163H92ZM92 165L90 164L89 166H92ZM219 165H218V166H219ZM263 165H264V164H263ZM86 166H87V165H86ZM226 166H227V165H226ZM232 166H233V165H232ZM245 166H246V165H245ZM250 166H251V165H250ZM261 166H262V165H261ZM216 167H217V166H216ZM213 168H215V166H214ZM224 168H225V167H224ZM226 168H227V167H226ZM262 168H264V166H263ZM0 169H1V167H0ZM217 169H221V168H217ZM222 169H223V168H222ZM222 169H221V171H222ZM214 170H215V169H214ZM214 170H213V171H214ZM231 170H232V169H231ZM223 171H224V170H223ZM223 171H222V174H221V175H223ZM227 171H228V170H227ZM227 171H226V172H227ZM78 172H79V171H78ZM210 172H212V171H210ZM210 172H209V173H210ZM219 172H220V171H218V173H219ZM226 172H225V173H226ZM199 173H200V172H199ZM209 173H208V174H209ZM225 173H224V176H225ZM227 173H231V172H230V169H229V171H228ZM203 174H204V173H203ZM208 174H207V175H208ZM63 175H65V174H63ZM199 175H200V174H199ZM210 175H211V173H210ZM210 175H209V176H210ZM229 175H230V174H229ZM43 176L46 178L48 175H47V176H46V175H43ZM59 176H60V178H61V175H59ZM203 176H204V175H203ZM211 176H212V178H213V175H211ZM54 177H55V176H54ZM54 177L52 176L53 179H54ZM56 177H57V180H59V179H58L59 177H58V176H56ZM62 177H63V176H62ZM65 177H66V176H65ZM200 177H202V176H200ZM200 177H199V178H200ZM205 177H206V176H205ZM41 178H42V177H41ZM41 178H40L38 181H40V180L42 181ZM164 178H166V177H164ZM172 178L174 179V177H172ZM196 178H197V176H196ZM202 178H204V177H202ZM207 178H208V177H207ZM210 178H211V177H210ZM48 179H50V178H48ZM67 179H68V178H67ZM90 179H91V178L88 179V182H89ZM152 180H153V182H154V179H152ZM160 180H161V179H160ZM175 180H176V179H175ZM204 180H205V179H204ZM204 180H203V182H204ZM208 180H210V179H208ZM38 181H37L36 183H38ZM43 181H44V178H43ZM45 181H46V179H45ZM49 181H50V180H49ZM90 181H91V180H90ZM162 181H163V179H162ZM196 181H197V180H196ZM206 181H207V180H206ZM47 182H48V181H47ZM60 182H61V181H60ZM62 182H63V181H62ZM88 182H87V183H88ZM148 182L151 183V180H149ZM156 182H157V181H156ZM158 182H159V180H158ZM168 182H170V180H168ZM168 182H167V183H168ZM198 182L200 183L199 180H198ZM198 182H197V183H198ZM51 183H52V185H53V180L51 181ZM51 183H50L49 185H51ZM74 183H75V182H74ZM76 183H77V181H76ZM159 183H161V181H160ZM34 184H35V183H34ZM39 184H40V183H39ZM47 184H48V183H46V185H47ZM54 184H55V183H54ZM67 184L69 185L70 183L68 182ZM67 184L65 183V184L63 185L62 188H63V189L66 188V187H67V186H66ZM85 184H86V183H84V184L82 183V185H85ZM151 184H152V183H151ZM151 184H150V185H151ZM161 184H162V183H161ZM165 184H166V183H165ZM36 185H38V184H36ZM49 185H48V187H49ZM61 185H62V184H61ZM72 185H73V184H72ZM75 185H76V184H75ZM75 185H73V188H74V189H75ZM147 185H148V183H147ZM150 185H149V186H150ZM168 185H170V184H168ZM33 186H34V185H32L33 190H32V188H29V189H31L30 191H32V192H31L32 194H33V191H34V192L36 191V187H37L39 190H41V189L43 188V187L41 188L39 185L36 186V187H33ZM55 186H56V185H55ZM59 186H60V184H59ZM59 186H58V187H59ZM65 186H66V187H65ZM151 186H153V185H151ZM159 186H160V184H159ZM170 186H171V185H170ZM39 187H40L41 189H40ZM46 187H47V186H46ZM46 187H44V188H46ZM48 187H47V188H48ZM79 187H80V186H79ZM27 188H28V187H27ZM44 188H43V189H44ZM50 188H51V187H50ZM50 188H49V190H50ZM70 188H71V187H70ZM70 188L68 187V188H66V190H67V189H70ZM115 188H116V187H115ZM158 188H159V187H158ZM1 189H2V188H0V190H1ZM34 189H35V190H34ZM38 189H37V191H38ZM59 189H61V188H59ZM74 189H73V191H74ZM156 189H157V188H156ZM159 189H162V186H161V188H159ZM159 189H158V191H160ZM25 190H26V189H25ZM55 190L58 191V190H57V187L55 188ZM105 190H106V189H105ZM111 190H112V189H111ZM118 190H119V189H118ZM22 191H23V192H22ZM22 191H21V193L23 194V193H24V190H22ZM42 191H43V190H42ZM44 191H45V190H44ZM51 191H52V190H51ZM68 191H69V190H68ZM103 191H104V189H103ZM103 191H102V193H103ZM112 191H113V190H112ZM112 191H111V193H114V192H112ZM122 191H123V190H122ZM124 191H125V190H124ZM2 192H3V191H2ZM25 192H26V191H25ZM40 192H41V191H40ZM40 192H39V194H40ZM47 192H48V191H47ZM53 192H54V189H53ZM59 192H62V191H59ZM63 192L66 193V191H63ZM70 192H71V191H70ZM95 192H96V191H95ZM49 193H50V192H49ZM57 193H58V192H57ZM57 193L54 192L53 194H57ZM65 193H64V194H63V193H59V195H61V194L65 195ZM74 193H75V192H74ZM100 193H101V192H100ZM104 193H106V192H104ZM117 193H118V192H117ZM120 193H121V192H120ZM125 193H126V192H125ZM132 193H133V190H132ZM132 193H131V194H132ZM27 194H28V193H27ZM37 194H38V192H37ZM41 194H43V193H41ZM44 194H45V192H44ZM50 194H51V193H50ZM50 194L48 195V193H47L48 196H50ZM68 194L71 195V193H68ZM108 194H109V193H108ZM126 194H127V193H126ZM126 194H125V195H126ZM131 194H130V196H131ZM20 195H21V194H20ZM63 195L61 196V198L64 199L63 201H65V199L68 197V195H66V196H63ZM81 195H82V194H81ZM87 195H88V194H87ZM90 195H91V194H90ZM102 195H104V194H102ZM105 195H106V194H105ZM122 195H123V193H122ZM4 196H5V195H4ZM24 196H25V195H24ZM24 196H23V197H24ZM28 196H29V195H28ZM30 196H31V195H30ZM30 196H29V198H30ZM34 196H35V195H34ZM44 196H46V195H44ZM48 196H47V198H48ZM56 196H58V195H56ZM79 196H80V195H79ZM91 196H94V195H91ZM97 196H98V199H99V200H97V201H101L100 198H99V195H97ZM119 196H121V195H119ZM123 196H124V195H123ZM130 196H129V193H128V197H130ZM40 197H41V195H40ZM53 197H54V195L52 196L51 201L55 199V198H53ZM83 197H84V195H83ZM100 197H102V196H100ZM108 197H109V196H108ZM116 197H117V195H116ZM121 197H122V196H121ZM0 198H1V197H0ZM5 198H6V197H5ZM12 198H13V197H12ZM24 198H25V197H24ZM26 198H27V197H26ZM26 198L24 199L25 201H26ZM41 198H42L41 201H40V199H39V200H36V201H37V202L40 201V202H41V205L43 206V204H45V203H43V201H44L45 199H43V197H41ZM75 198H76V197H75ZM80 198H81V197H80ZM80 198H79V200H80V202H81V199H80ZM95 198H97V197L94 196V199H95ZM105 198L107 199V197H104V201H106ZM126 198H127V197H126ZM145 198H146V197H145ZM22 199H23V198H22ZM22 199H21V201H22ZM32 199H35V198H32ZM37 199H38V198H37ZM49 199H50V198H49ZM57 199H58V198H57ZM94 199H93V198L91 199L92 202H94V201H93ZM111 199H112V198H111ZM122 199H123V198H122ZM124 199H125V198H124ZM141 199H143V198H141ZM141 199H140V200H141ZM148 199H149V198H148ZM148 199H147V200H148ZM5 200H6V199H5ZM10 200H11V198H10ZM10 200H9V201H10ZM17 200H18V199L16 198L15 202H16ZM58 200H60V199H58ZM58 200H57V201H58ZM79 200H78V201H79ZM89 200H90V198H89ZM91 200H90V204H89V205H91ZM108 200H109V199H108ZM108 200H107V201H108ZM120 200H121V198H120ZM147 200L145 201V200L143 199V201H145V202H147ZM149 200H150V199H149ZM6 201H7V200H6ZM6 201H5V202H6ZM21 201H19L20 204H21ZM29 201H30V199H29ZM36 201H35V202H36ZM45 201H46V200H45ZM45 201H44V202H45ZM63 201H62V202H63ZM76 201H77V200H76ZM122 201H123V200H122ZM122 201H121V202H122ZM125 201H126V200H125ZM141 201H142V200H141ZM141 201H140V202H141ZM7 202H8V201H7ZM19 202H18V203H19ZM30 202H31V204H32V200H31ZM33 202H34V201H33ZM35 202H34V203H35ZM37 202H36V203H37ZM49 202H50V200H49ZM49 202H48V203H49ZM59 202H60V201H59ZM65 202H67V201H65ZM74 202H75V201H73V204H74ZM83 202H84V201H83ZM88 202H89V201H88ZM88 202H84V203H88ZM102 202H103V198H102ZM102 202H101V203H102ZM108 202L111 203L110 201H108ZM123 202H124V201H123ZM148 202H150V201H148ZM16 203H17V202H16ZM22 203H24V202H22ZM27 203H29L28 200H27ZM27 203H25V204H27ZM36 203H35V204H36ZM42 203H43V204H42ZM51 203H52V202H51ZM78 203H79V202H78ZM84 203H82V204H83V206L85 205V206H84V209H86L85 207H86L87 205L84 204ZM95 203H96V201L93 203V205H96ZM142 203H143V202H142ZM142 203H141V204H142ZM150 203H151V202H150ZM3 204H4V203H3ZM25 204H23V205L25 206ZM31 204H29V205L31 206ZM97 204H98V202H97ZM111 204H112V203H111ZM141 204H140V205H141ZM146 204H148V203H146ZM12 205H13V204H12ZM15 205H16V204H14V207H15ZM38 205H39V204H38ZM45 205L47 206V201H46V204H45ZM48 205H51V204H48ZM54 205H55V204H54ZM69 205H70V204H69ZM71 205H72V203H71ZM71 205H70V208H71ZM80 205H81V204H80ZM89 205H88L87 207L90 208ZM104 205H105V204H104ZM18 206H19V205H18ZM34 206H35V205H34ZM39 206H40V205H39ZM52 206H53V205H52ZM52 206H51V207H52ZM75 206H76V205H75ZM83 206H82V208H83ZM105 206H107V205H105ZM108 206H109V205H108ZM110 206H111V205H110ZM136 206H137V205H136ZM1 207H2V206H1ZM9 207H10V212H11V213H13V214H15V212L17 213V210L15 211L14 209H11V206H9ZM22 207H23V206H22ZM22 207H21V210L24 209V208H22ZM44 207H45V206H44ZM44 207H42V211H43ZM56 207H57V206H56ZM93 207H94V206H93ZM103 207H104V206H103ZM133 207H134V206H133ZM133 207H132V208H133ZM148 207H149V206H148ZM5 208H8V207H5ZM17 208H18V207H17ZM19 208H20V207H19ZM28 208H29V207H26V212H27V210H29ZM32 208H34V207L32 206ZM37 208H38V206H37ZM45 208H46V207H45ZM68 208H69V207H68ZM72 208H74L73 205H72ZM146 208H147V207H146ZM39 209H41V208H39ZM39 209H36V212H37V210H39ZM47 209H49V208H46L44 211H46ZM66 209H67V208H66ZM74 209H75V208H74ZM80 209H81V208H80ZM135 209H136V208H135ZM141 209H142V208H141ZM19 210H20V209H19ZM24 210H25V209H24ZM30 210H31V209H30ZM67 210H69V209H67ZM67 210H66V212H67ZM70 210L74 211L73 209H70ZM91 210H93V209H91ZM6 211H7V210H5V212H6ZM39 211H41V210H39ZM42 211H41V212H42ZM44 211H43V212H44ZM75 211H77V210H75ZM81 211H83V210H81ZM84 211H87V210H84ZM89 211H90V210H89ZM142 211H144V210L142 209ZM142 211L140 210L141 213H142ZM147 211H148V209H147ZM150 211H152V210H150ZM150 211H148V212H150ZM5 212H4V214H5ZM19 212H20V211H19ZM41 212H40V213H41ZM43 212H42V214H43ZM48 212H49V210H48ZM69 212H71V211H69ZM94 212H95V211H93V213L90 212V215L88 214L89 212H87V213L84 212V213H85V216H88V217H89V216H91V214L94 215ZM96 212H97V210H96ZM137 212H138V210H137ZM144 212H145V211H144ZM33 213H34V212H33ZM46 213H47V212H46ZM49 213H50V212H49ZM72 213H74V212H72ZM138 213H139V212H138ZM7 214H8V213H7ZM9 214H10V213H9ZM18 214L20 215V213H18ZM23 214H24V212H23ZM36 214H37V213H36ZM36 214L34 213V215H36ZM56 214H57V213H56ZM62 214H65V213L62 212ZM68 214H69V213H68ZM68 214L66 213V217L68 216ZM80 214H81V213H80ZM86 214H87V215H86ZM95 214H97V213H95ZM143 214H144V213H143ZM147 214L149 215V213H147ZM150 214H152V213L150 212ZM37 215H38V214H37ZM75 215H76V214H75ZM75 215H74V216H75ZM83 215H84V214H83ZM83 215H82V216H83ZM138 215H139V214H137V216H138ZM152 215H154L153 217H156V216H155L156 214L153 213ZM152 215H151V216H152ZM21 216H22V215H21ZM30 216L32 217L31 214H30ZM51 216H52V215H51ZM60 216H61V215L59 214V217H60ZM63 216H64V217H63ZM72 216H73V214H72ZM98 216H99V215H97V217H98ZM140 216H142V215H140ZM146 216H147V215H146ZM175 216H176V215H175ZM178 216H179V215H178ZM22 217H23V216H22ZM54 217H56V216H54ZM62 217L65 218V215H62ZM62 217H60V220H62ZM68 217H69V216H68ZM68 217H67V218H68ZM80 217H81V216H80ZM92 217H93V216H92ZM3 218L5 219V217H3ZM11 218L14 219L13 216H12ZM25 218H26V215H25ZM32 218H33V217H32ZM74 218H75V217H74ZM82 218L85 219V217H82ZM94 218H95V217H94ZM149 218L151 219V217H149ZM149 218H148V216H147V218L145 217V219H149ZM19 219H21V218H19ZM53 219H55V218H53ZM65 219H66V218H65ZM89 219H90V218H89ZM89 219L87 220V223L89 222ZM92 219H93V218H91V220H92ZM145 219H144V220H145ZM206 219H207V218H206ZM6 220H7V221H10V219H9V220L6 219ZM42 220H43V219H42ZM50 220H51V218H50ZM60 220H59V221H60ZM79 220L82 221L81 219H79ZM79 220L77 219V221H79ZM7 221H6V222H7ZM36 221H40V220H36ZM43 221H44V220H43ZM51 221H52V220H51ZM51 221H50V222H51ZM55 221H56V219H55ZM55 221H54V222H55ZM62 221H64V220H62ZM62 221H61V223H62ZM66 221H67V220H66ZM80 221H79V222H80ZM206 221H209V219H208V220H205V222H206ZM213 221H215V220H213ZM4 222H5V221H4ZM57 222H58V216H57ZM152 222H154L153 224H155L156 221L153 219ZM158 222H159V221H158ZM165 222H166V221H165ZM0 223H1V222H0ZM2 223H3V219H2ZM8 223H9V222H8ZM12 223H13V222H12ZM38 223H39V222H38ZM41 223H42V222H41ZM52 223H53V222H52ZM66 223H67V222H66ZM69 223H70V222H69ZM85 223H86V222H85ZM147 223H148V222H146V227H147ZM149 223H150V222H149ZM156 223H157V222H156ZM159 223H160V222H159ZM171 223H172V222H171ZM182 223H183V222H182ZM212 223H213V222H212ZM215 223H216V221H215ZM250 223H251V222H250ZM43 224H44V226H46L45 223H43ZM49 224H50V223H49ZM163 224H164V223H163ZM166 224H167V225H164V226H166L165 228L168 229V228H169V225H168V223H166ZM203 224H204V223H202V225H203ZM210 224H211V222H210ZM210 224H209V226H210ZM213 224H214V223H213ZM213 224H212V225H213ZM245 224H246V223H245ZM247 224H248V223H247ZM3 225H4V224H3ZM5 225H6V224H5ZM12 225H13V224H12ZM51 225H52V224H51ZM51 225H50V226H51ZM58 225H59V222H58ZM60 225H61V224H60ZM60 225H59V229L61 228ZM63 225H64V223H63ZM63 225H62V226H63ZM69 225H70V224H69ZM78 225H79V224H78ZM80 225H81V224H80ZM150 225H151V224H150ZM155 225H156V224H155ZM155 225H154V226H155ZM160 225H161V227H158L159 230H160V228L163 227L162 224H160ZM171 225H172V224H171ZM174 225H175V224H174ZM182 225H184V224H182ZM207 225H208V224H207ZM251 225H253V224L251 223ZM39 226H40V224H39ZM41 226H42V225H41ZM53 226H54V225H53ZM65 226H66V225H65ZM154 226H153V227H154ZM167 226H168V227H167ZM172 226H173V225H172ZM244 226H245V225H244ZM246 226H247V225H246ZM3 227H4V226H3ZM11 227H12V226H11ZM11 227H10V225H9L8 229L11 228ZM51 227H52V226H51ZM57 227H58V226H57ZM57 227H56V224H55V228H57ZM150 227H151V226H150ZM173 227L175 228V226H173ZM179 227H180V226H178L177 228H179ZM213 227H214V226H212V228H213ZM254 227H255V225H254ZM0 228H1V227H0ZM45 228H46V227H45ZM52 228H53V230H54V227H52ZM62 228H63V227H62ZM64 228H66V227H64ZM113 228H115V227H113ZM165 228H164V229H165ZM170 228H171V227H170ZM177 228H176V229H177ZM210 228H211V227H210ZM249 228H250V227H249ZM255 228H256V227H255ZM5 229H7V228H4V230H5ZM42 229H43V228H42ZM47 229H48V228H47ZM106 229H108V228H105L104 230H106ZM149 229H150V228H149ZM164 229L162 228V230H164ZM256 229H257V228H256ZM2 230H3V228H2ZM39 230H40V229H39ZM51 230H52V229H51ZM55 230H56V229H55ZM61 230H62V229H61ZM104 230H103V232H104ZM109 230H110V229H109ZM111 230H112V229H111ZM114 230H115V229H114ZM119 230H120V228H119ZM171 230H174V229L172 228ZM64 231H65V230H64ZM64 231H62V233H63ZM66 231H67V230H66ZM82 231H83V230H82ZM117 231H118V230H116V232H117ZM169 231H170V230H169ZM169 231H168V232H169ZM207 231H208V230H207ZM210 231H211V230H210ZM0 232H2V231H0ZM4 232H5V234H6V231H4ZM7 232H9V231H7ZM27 232H28V231H27ZM35 232H36V234H37V231H35ZM41 232H42V231H41ZM41 232H40V233H41ZM49 232L52 234L53 231H52V232L49 231ZM58 232H61V231L58 230L57 233H58ZM106 232H107V231H106ZM120 232H121V231H120ZM122 232H124V230H122ZM122 232H121V233H122ZM125 232H127V231H125ZM149 232H150V231H149ZM151 232H153V231L151 230ZM154 232L156 233V231H154ZM163 232H164V231H163ZM212 232H214V231H212ZM257 232H259V231H256V234H257ZM29 233H31V231H30ZM54 233H55V232H53V234H54ZM94 233H95V232H94ZM113 233H114V232H113ZM118 233H119V231H118ZM121 233H120V234H121ZM128 233H129V232H127V234H128ZM260 233H261V232H260ZM5 234H4V235H5ZM11 234H12V233H11ZM26 234H27V233H26ZM42 234H43V233H42ZM107 234H108V233H107ZM116 234H117V233H115V235H116ZM120 234H119V235H120ZM162 234H163V233H162ZM206 234H208V233H206ZM258 234H259V233H258ZM21 235H22V234H21ZM33 235H34V234H33ZM33 235H32V237H33ZM63 235H65V234H63ZM63 235H60V233H59V235L54 234V236H59L60 238H61V236H63ZM69 235L71 236V235H73V233H71V234L69 233ZM69 235H68V237H69ZM79 235H81V234H79ZM94 235H95V234H94ZM103 235H105V234H103ZM209 235L211 236V234H209ZM213 235H214V233H213ZM254 235H255V234H254ZM10 236H12V235H10ZM13 236H14V234H13ZM22 236H23V235H22ZM35 236L37 237V235H35ZM95 236L97 237V233H96ZM95 236H94V237H95ZM113 236H114V234H113ZM117 236H118V235H117ZM117 236H114V237H117ZM202 236H204V234H203ZM228 236H229V235H228ZM228 236H227V237H228ZM231 236H232V235H231ZM257 236L260 237L259 235H257ZM5 237H6V236H5ZM5 237L3 236V232H2L1 239H2V238H5ZM26 237H28V239H27ZM26 237H25V239L31 242V238H29V236H27V235H26ZM36 237H35V238H36ZM39 237H40V236H39ZM72 237H74V236H72ZM78 237H79V236H78ZM118 237H119V236H118ZM123 237H124V236H123ZM206 237H207V236H206ZM227 237H226V238H227ZM258 237H257V238H258ZM35 238H34V239H35ZM42 238H43V237H42ZM64 238H65V237H64ZM91 238H92V237H91ZM103 238H104V237H103ZM105 238H106V237H105ZM211 238H212V236H211ZM233 238H234V237H233ZM1 239H0V240H1ZM6 239L8 240L9 238L7 237ZM12 239H13V237H12ZM20 239H21V238H20ZM22 239H23V238H22ZM29 239H30V240H29ZM32 239H33V238H32ZM47 239H48V238H47ZM55 239H56V241L54 240L55 242H57V241L59 240V239H57V238H55ZM69 239H70V238H69ZM79 239H81V238L79 237ZM79 239L76 238L77 242H78ZM101 239H102V237H101ZM116 239H119V238H116ZM121 239H125V238H121ZM203 239H204V238H203ZM209 239H210V238H208V240H209ZM7 240H6V241H7ZM10 240H11V239H10ZM42 240H43V239H42ZM49 240H50V239H49ZM61 240H63V239H61ZM67 240H68V239H67ZM99 240H100V239H99ZM99 240L97 241V243H98V242H99V243L101 242V240H100V241H99ZM104 240H105V239H104ZM106 240H107V239H106ZM119 240H120V239H119ZM229 240H230V237H229ZM35 241H37V240H35ZM44 241H45V240H44ZM46 241H47V240H46ZM64 241H66V238H65ZM68 241H69V240H68ZM88 241H90V240H88ZM108 241H109V240H108ZM113 241H115V240L113 239ZM113 241H112L111 245L114 243ZM197 241H198V240H197ZM24 242H25V240H24ZM33 242H34V241H33ZM38 242L40 243L41 240L38 239ZM77 242H76V243H77ZM104 242H105V241H104ZM106 242H107V241H106ZM115 242H116V241H115ZM120 242H121V241H120ZM158 242H159V241H158ZM7 243H8V241H7ZM25 243H27V242H25ZM25 243H24V244H25ZM28 243H29V242H28ZM34 243H36V242H34ZM39 243H38V245H39ZM41 243H42V242H41ZM41 243H40V244H41ZM46 243H47V242H46ZM50 243H51V242H50ZM63 243H65V242H63ZM63 243H61V244H63ZM69 243H70V241H69ZM71 243H72V241H71ZM88 243H89V242H88ZM99 243H98V244H99ZM116 243H117V242H116ZM122 243H123V242H122ZM227 243H228V242H227ZM236 243H237V242H236ZM51 244H53V242H52ZM73 244H75V243H73ZM77 244H79V243H77ZM85 244H87V243H85ZM95 244H96V243H95ZM95 244H94V242H93L92 245L94 246ZM98 244H96V246H98ZM101 244H102V242H101ZM120 244H121V243H120ZM162 244H163V242H162ZM247 244H248V243H247ZM5 245H6V244H5ZM22 245H23V244H22ZM22 245H21V246H22ZM34 245H35V244H34ZM38 245H37V246H38ZM44 245H46V244H44ZM56 245H57V243H56ZM99 245H100V244H99ZM104 245L107 246L106 243H105ZM165 245H168V244L165 243ZM171 245H172V243H171ZM171 245H170V246H171ZM234 245H235V244H234ZM237 245H238V243H237ZM242 245H243V244H242ZM23 246H26V245H23ZM23 246H22V247H23ZM37 246H36V248H37ZM74 246H76V245H74ZM74 246H73V247H74ZM84 246H85V245H84ZM88 246H89V245H88ZM106 246H105V247H106ZM160 246H161V245H160ZM172 246H173V245H172ZM0 247H1V246H0ZM3 247H4V246H3ZM8 247H9V246H8ZM28 247H29V244H28ZM28 247H27V248H28ZM33 247H34V246H33ZM33 247L31 246V248H33ZM40 247H42V246H40ZM40 247L38 246V248H40ZM46 247H47V246H46ZM70 247H72V246L70 245ZM79 247H80V246H79ZM90 247H91V246H90ZM101 247H102V246H100V248H101ZM105 247H104V248H105ZM239 247H240V246H239ZM239 247H238V248H239ZM242 247H243V246H241V248H242ZM29 248H30V247H29ZM60 248H61V247H60ZM74 248H75V247H74ZM76 248H77V246H76ZM76 248H75V249H76ZM93 248H94V247H93ZM100 248H98V249H100ZM113 248H114V247H113ZM162 248H163V246H162ZM169 248H170V247H169ZM174 248H175V247H174ZM230 248H231V247H230ZM6 249H7V248H6ZM23 249H24V248H23ZM34 249H35V248H33V250H34ZM41 249H42V251H43L44 248H41ZM48 249H49V247H48ZM66 249H67V248H66ZM91 249H92V248H90V250H91ZM95 249H96V248H95ZM105 249H106V248H105ZM121 249L123 250L122 247H121ZM231 249H232V248H231ZM0 250H1V249H0ZM8 250H9V249H7V251H8ZM50 250H52L51 246H50ZM61 250H62V249H61ZM64 250H65V249H64ZM67 250H69V249H67ZM67 250H65V251H67ZM70 250H71V248H70ZM85 250H86V249H85ZM90 250H89V251H90ZM101 250H102V249H101ZM117 250H118V249H117ZM174 250H175V249H174ZM3 251H4V250H3ZM3 251H2V252H3ZM29 251H30V249H29ZM29 251H28V253H29ZM36 251H37V249H36ZM38 251H39V250H38ZM42 251H39V252H42ZM46 251H47V250H46ZM59 251H60V249H59ZM59 251H58V253H59ZM72 251H73V250H72ZM83 251H84V250H83ZM83 251H82V252H83ZM86 251H87V250H86ZM114 251H115V250H114ZM163 251H164V250H163ZM166 251H168V250H166ZM212 251H213V250H212ZM24 252L26 253L27 250H25ZM30 252H31V251H30ZM34 252H35V251H34ZM34 252H33L32 254H34ZM49 252H50V251H49ZM82 252H81V254H82ZM84 252H85V251H84ZM121 252H122V251H121ZM173 252H174V251H173ZM42 253L44 254V256L47 254V253H45V251L42 252ZM55 253H56V252H55ZM86 253H87V252H86ZM92 253H93V252H92ZM95 253H97V252H95ZM95 253H94V254H95ZM99 253H100V252H99ZM105 253H106V252H105ZM112 253H113V252H112ZM117 253H119V252H117ZM244 253H245V252H244ZM26 254H27V253H26ZM29 254H30V253H29ZM49 254H50V253H48V255H49ZM66 254H68V253L66 252ZM66 254H65V255H66ZM69 254H70V253H69ZM89 254H90V252H89ZM100 254H102V252H101ZM110 254H111V252H110ZM172 254H173V253H172ZM213 254H214V253H213ZM96 255H97V254H96ZM105 255H106V254H105ZM105 255H104V257H105ZM113 255H114V254H113ZM235 255H236V254H235ZM237 255H238V254H237ZM25 256H26V255H25ZM27 256H28V255H27ZM30 256H31V255H30ZM32 256H33V255H32ZM35 256H36V255H35ZM37 256H38V253H37ZM37 256H36V257H37ZM53 256H54V255H53ZM78 256H80V255H78ZM83 256H84V254H83ZM89 256H90V255H89ZM89 256L86 257V260H88L87 258H89ZM102 256H103V255H102ZM107 256H108V255H107ZM115 256H116V255H115ZM117 256H118V255H117ZM214 256H215V255H214ZM224 256H225V255H224ZM232 256H233V255H232ZM238 256H239V255H238ZM229 257H230V255H229ZM34 258H35V257H34ZM38 258H41V256L39 255ZM43 258H45V257H43ZM50 258H51V257H50ZM54 258H55V256H54ZM74 258H75V257H74ZM76 258H77V256H76ZM80 258H81V256H80ZM80 258H79V259H80ZM84 258H85V257H84ZM90 258H91V256H90ZM90 258H89V259H90ZM96 258H97V257H94V259H96ZM171 258H172V257H171ZM231 258H234V256L231 257ZM241 258H242V257H241ZM29 259H30V258H29ZM32 259H33V258H32ZM47 259H48V257H47ZM56 259H57V258H56ZM71 259H72V257H71ZM104 259H105V258H104ZM237 259H238V258H237ZM30 260H31V259H30ZM53 260H55V259L52 258V261H53ZM60 260H61V259H60ZM60 260H59V261H60ZM86 260H84V261L86 262ZM91 260H92V259H91ZM165 260H167V259H165ZM238 260H239V259H238ZM241 260H242V259H241ZM31 261H32V260H31ZM34 261H36V260H34ZM42 261H43V260H42ZM49 261H50V260H49ZM59 261H58V262H59ZM61 261H62V260H61ZM72 261H73V260H72ZM74 261H75V259H74ZM76 261H78V259H77ZM82 261H83V259H82ZM84 261H83V263H84ZM100 261H101V260H100ZM228 261H229V260H228ZM239 261H240V260H239ZM32 262H33V261H32ZM36 262H37V261H36ZM36 262H35V263H36ZM38 262H39V261H38ZM47 262H48V260H47ZM56 262H57V260H56ZM79 262H81V261H79ZM87 262H88V261H87ZM90 262H93V261H90ZM124 262H125V261H124ZM124 262L122 261L123 264H124ZM169 262H170V261H169V259H168V263H169ZM35 263H34V264H35ZM43 263H44V262H43ZM43 263H42V264H43ZM49 263H50V264H55V262H52V263L49 262ZM69 263H70V262H69ZM69 263H68V264H69ZM73 263H74V262H73ZM95 263H96V262H95ZM95 263H94V264H95ZM100 263H101V262H100ZM162 263H164V262H162ZM170 263H171V262H170ZM242 263H243V262H242ZM37 264H38V263H37ZM40 264H41V263H40ZM45 264H46V263H45ZM70 264H71V263H70ZM74 264H80V263L75 262ZM81 264H82V262H81ZM88 264H89V263H88ZM90 264H91V263H90ZM159 264H160V263H159Z\"/></svg>",
  "mask_w": 264,
  "mask_h": 264
},
{
  "label": "snow or ice",
  "instance_id": "3",
  "mask_svg": "<svg viewBox=\"0 0 264 264\" xmlns=\"http://www.w3.org/2000/svg\"><path fill=\"white\" fill-rule=\"evenodd\" d=\"M26 7H28V5L21 4V3H5V4H3L5 18L6 19L8 18V13H9L10 9H22V8H26ZM68 7L86 8V7H90V6H88V5H70ZM108 7L119 8L120 6L119 5H109ZM125 7L143 8L145 6H143V5H130V6H125ZM219 7L228 8L231 6L230 5H220ZM260 8H261V12H262V20H264V0H260ZM261 59H262V61H264V48H262V51H261ZM262 86H264V84H262ZM261 127H262V129H264V121H262ZM33 147L34 146H32V145L26 144V145L22 146V150H24V151L32 150ZM261 152H262V154H264V143L261 144ZM261 244H262V246H264V225H262V229H261ZM85 264H87V262H85ZM127 264H142V262L133 260V261L127 262ZM201 264H241V262L228 261V260L222 261V262L205 261V262H201ZM258 264H264V253H262Z\"/></svg>",
  "mask_w": 264,
  "mask_h": 264
}]
</instances>
